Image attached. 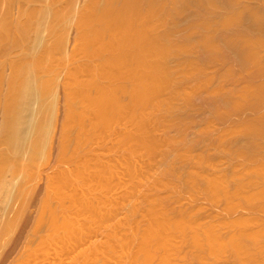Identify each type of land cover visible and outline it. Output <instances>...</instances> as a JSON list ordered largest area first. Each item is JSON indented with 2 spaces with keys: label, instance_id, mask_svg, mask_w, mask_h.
<instances>
[{
  "label": "bare ground",
  "instance_id": "bare-ground-1",
  "mask_svg": "<svg viewBox=\"0 0 264 264\" xmlns=\"http://www.w3.org/2000/svg\"><path fill=\"white\" fill-rule=\"evenodd\" d=\"M73 1V0H71ZM68 0L67 1H63V0H0V57H5L6 59H4L6 65L8 66L9 70V74L7 76V78H4L2 75V71L1 69L3 70V68L6 66L3 65V63L0 64V67L3 65L2 68H0V126H1V129H0V211H2V215H0V231H1V225L5 228V232L3 231L2 234L4 233H8L11 229H6L9 225V223L11 224L9 227L12 226V220H13V223H14V216L16 218V216L18 215H15L16 212H18L17 210H21V200H20V197H21V191L22 190H25V188H23V181H24V178H22V175L24 174L23 170L25 168H27V172L28 170H32L33 169V166L34 163L36 160L38 161V156L36 155H39L42 153L43 155V150H44V144L47 142V137H46V134L48 135V127H50L48 123H50V121L52 120L51 117L53 116L52 115V109L54 108L53 106L55 105V97H54V85H55V82H56V78L58 77L57 72H60L58 71V68L61 69L62 68H65L66 64L70 63V60L73 59V63L76 61L78 64L76 65H73L72 63L69 65V66H72V68L68 69H61L65 72V70H68L66 71L65 73H63V75L67 74V77L64 76V78L66 77V81L64 80V83L65 85L63 84L62 86L63 89L65 90V95H66V100H65V103H66V107H67V111L65 110V112L67 113V118L66 120L64 121V124L63 127L65 128V126H67L68 128H72V126L78 128V131L79 132H76V133H79V139H78V143L79 142H83L84 140L86 141L88 139V142L89 140L91 139V137L95 138L96 140V136H100V135H95V132L98 130L102 131V132H106V131H110L109 129H111L112 125L115 123V122H118V120L120 119H125V124L126 123H129L131 122L133 127L130 126L131 128H135V131L133 129H128V131L125 133V131L127 130L128 128V124H126V130L122 133H124V146L126 145L129 149L128 151L130 152V158L131 156H134L136 154V151H138L139 153L143 152V151H139V149L141 148L142 150H144V152H146L147 154L151 155L154 154L157 150V147L159 145V140H150L148 137L149 135H152V134H147V132L149 130V126L152 125L151 124V121L153 120V117L152 115L150 116V112L149 111H153V110H159L162 106H165L166 109H169L171 108L170 106L173 105V103L176 101L175 98L178 96V97H184V96H187L185 97L186 101H187V98H188V94L186 93V91L184 90H180L178 89V86H181V85H178L179 82H178V75L177 73L175 72V70H172L174 67L170 68V63H169V57L172 53V46L170 44V40L168 38V35L167 33H165L164 31L160 32L161 30V26L166 22V21H170V11H168L169 14H167V8H168V5L169 7L171 5L174 4V2L176 3V0H172L171 1V5L168 4L167 7H165L164 5H162V2L161 3V0H88L89 2H86L87 6H84V9L83 7H80L82 8V10H80V8L78 7L77 10L79 11H82L79 15H78V12H76V7L74 2L76 0L73 1V3ZM87 1V0H86ZM205 1V4H209L210 6L213 5L214 1L215 0H204ZM202 1V2H204ZM226 1V0H224ZM77 2V1H76ZM178 2V1H177ZM184 2V0H183ZM199 2V1H198ZM201 2V3H202ZM70 3V4H69ZM72 3V5H71ZM186 3V1L184 2ZM183 3V5H184ZM69 4V5H68ZM84 3V5H86ZM176 4H180L182 5L181 1L179 3H176ZM197 4V3H196ZM203 4V3H202ZM77 5V3H76ZM175 5V4H174ZM83 6V5H82ZM185 6V5H184ZM183 6V8H184ZM174 7V6H173ZM178 7V6H176ZM182 7V6H181ZM75 8V9H73ZM172 8V7H171ZM186 8V7H185ZM215 8V7H214ZM75 10V14L73 10ZM179 9V8H178ZM176 9V11L178 10ZM73 11V13H72ZM183 11V10H182ZM174 13V12H172ZM178 13V11H177ZM74 15H77V16H74ZM172 15V14H171ZM176 15V14H175ZM180 15V14H179ZM234 15V14H233ZM242 15V14H241ZM240 15V16H241ZM252 25H250L251 29L250 30H256V31H262L264 32V15H258V14H252ZM73 16V17H72ZM177 16V15H176ZM236 15H234L235 17ZM173 17V16H171ZM233 16L229 18H227L226 20H223L224 21V27L225 26H228L231 22H233L234 18ZM75 18V20H74ZM177 18V17H175ZM174 18V19H175ZM238 19V18H237ZM236 19V20H237ZM177 20V19H176ZM173 21V19H172ZM222 21V22H223ZM72 22H74L75 25H73L74 27L76 26V28H74L75 32H76V41H78V45L76 44V50L75 52H72L69 54V56H66V48L63 47L64 46V38L66 37L65 33H64V30L65 28L67 27L68 28V24H73ZM171 22V21H170ZM174 22V21H173ZM168 23V22H167ZM172 23V22H171ZM170 23V25H171ZM69 24V25H70ZM178 24V23H177ZM182 24V23H181ZM206 24V23H205ZM166 25V24H165ZM179 25V24H178ZM193 25V24H192ZM72 26V27H73ZM169 26V25H168ZM176 26V25H175ZM71 28V26H69ZM164 27V25H163ZM188 27V26H187ZM160 28V29H159ZM167 28V27H166ZM173 28V27H171ZM186 28V27H185ZM191 28V27H190ZM195 28V27H194ZM197 28V27H196ZM200 28V27H199ZM205 28V27H204ZM168 29V28H167ZM189 29V28H188ZM208 29V28H207ZM67 30V29H66ZM65 30V31H66ZM69 30V28H68ZM71 30V29H70ZM164 30V29H163ZM173 30V29H172ZM187 30V29H186ZM185 30V31H186ZM198 30V29H197ZM201 30V29H200ZM166 31V30H165ZM174 31V30H173ZM191 31V30H190ZM239 31V30H238ZM167 32V31H166ZM170 32H171V29H170ZM237 31H235L236 33ZM67 33V32H66ZM169 33V32H168ZM189 33V32H188ZM243 33V32H241ZM185 35H187L185 32L183 33ZM189 35V34H188ZM240 35V34H239ZM238 35V36H239ZM65 36V37H64ZM68 36V35H67ZM171 36V34H170ZM184 36V35H182ZM213 36V35H212ZM74 37V38H75ZM180 37V36H179ZM174 38V36H173ZM178 38V37H177ZM186 38V37H185ZM184 38V40H185ZM204 38V36L202 37ZM208 38V35L207 37H205V39ZM172 39V38H170ZM180 39V38H179ZM175 41V42H178V40ZM213 39V38H211ZM67 40V39H66ZM65 40V42H66ZM183 40V41H184ZM208 40V39H207ZM73 41V39H72ZM182 41V40H181ZM198 41V40H197ZM210 41V40H209ZM209 41H205L204 43V49L207 51V52H210L211 50L215 49V46L213 45L212 42H209ZM249 41V40H248ZM203 42V40L201 41ZM173 43V41H172ZM187 43V42H185ZM196 43V42H195ZM66 44V43H65ZM176 44V43H174ZM173 44V46H174ZM198 44V43H197ZM216 44V43H215ZM177 45V44H176ZM224 45L228 48V49H231L233 50L232 51V59H236L237 61L236 62H240L239 63V66H243V67H246V66H258L261 65V61L258 60L260 58H258V50L255 46H264V39H259V38H255V39H252L251 42H246L245 43V46L243 48H240L238 45H235V43H224ZM66 46V45H65ZM180 46V45H179ZM185 46V45H184ZM197 46V45H196ZM202 46V44H201ZM176 47V46H174ZM181 47V46H180ZM194 47V46H193ZM65 48V49H64ZM179 48V47H178ZM183 49H179V51L183 50V51H186L184 49V47H182ZM200 48V47H199ZM264 48V47H262ZM198 49V48H197ZM202 49V48H201ZM202 49V50H204ZM217 49V48H216ZM257 51H256V50ZM64 50H65V53H64ZM176 51V50H175ZM178 51V50H177ZM182 51V53H183ZM193 51V50H192ZM215 51V50H214ZM187 52V51H186ZM190 52V51H189ZM188 52V53H189ZM204 52V51H202ZM69 53V52H68ZM176 53V52H175ZM206 53V52H205ZM215 53V52H214ZM66 54V55H65ZM173 54V53H172ZM192 54V53H191ZM210 54V53H209ZM180 55V54H179ZM215 55V54H213ZM222 55V54H221ZM172 56V55H171ZM178 56V55H177ZM201 56V55H200ZM209 56V55H207ZM68 57L69 60L67 59ZM211 57V56H210ZM80 58V63L79 61H77L76 59ZM83 58V60L81 59ZM172 58V57H171ZM179 58V57H178ZM207 59H209L208 57H206ZM1 59V58H0ZM187 59V58H186ZM204 59V58H203ZM213 57H211L210 60H212ZM66 60H68L66 63ZM172 60V59H171ZM185 60V58H184ZM189 60V58H188ZM82 61V62H81ZM190 61V60H189ZM175 62V61H174ZM182 62V61H181ZM4 63V64H5ZM66 63V64H65ZM184 63V62H183ZM223 63V62H222ZM258 63V64H257ZM192 64V62L190 63ZM66 65V66H64ZM173 65V64H172ZM182 65V64H181ZM184 65V64H183ZM64 66V67H63ZM68 66V67H69ZM174 66V65H173ZM194 65H192L193 67ZM186 67V66H185ZM188 67V68H187ZM186 68H183V70L180 72L181 73V76H189L190 74H194L193 71H196L194 68H189V64L187 65ZM195 67V66H194ZM198 68V67H197ZM59 69V70H60ZM202 69V68H201ZM209 69V68H208ZM181 70V69H180ZM179 71V70H178ZM199 71V69L197 70ZM201 72V71H200ZM213 72V71H212ZM205 73V72H204ZM189 74V75H188ZM197 75V74H196ZM6 76V75H5ZM185 76V77H186ZM193 76V75H191ZM201 76V75H200ZM190 77V76H189ZM199 77V76H198ZM202 77V76H201ZM195 78V77H193ZM187 80V79H185ZM203 80V79H202ZM198 81V80H197ZM207 81V80H206ZM178 82V83H177ZM182 82V81H181ZM57 83V82H56ZM185 83V82H183ZM193 82H191L192 84ZM195 83V82H194ZM204 84V83H203ZM183 85V84H182ZM188 85V84H187ZM260 85V86H259ZM258 85V88H255L253 90L251 89H248L249 91H251V94L255 95L254 93H257L258 97L260 96V99L262 97H264V83H260ZM203 86V85H202ZM183 87V86H182ZM190 87V86H188ZM180 88V87H179ZM199 88V87H198ZM197 88V89H198ZM59 89V88H58ZM201 89V88H200ZM207 89V88H206ZM57 90V89H56ZM60 90V89H59ZM62 90V89H61ZM180 91V92H179ZM248 91V92H249ZM57 92V91H56ZM188 92V91H187ZM61 93V92H60ZM127 95L128 99H127V102L126 103H122L120 102V99L119 96L120 95ZM64 95V94H63ZM190 95V94H189ZM262 96V97H261ZM126 97V96H125ZM197 97V96H196ZM212 97V96H211ZM228 96H225L224 97V104H228ZM179 98V99H180ZM214 98V97H213ZM221 98V97H220ZM123 99H125L123 97ZM177 99V98H176ZM183 99V98H182ZM257 99V98H256ZM175 100V101H174ZM217 100V99H216ZM230 100V99H229ZM123 101V100H121ZM178 101V99H177ZM185 101V100H184ZM192 101V100H191ZM223 101V99H222ZM228 101V102H227ZM256 102L258 100H255ZM182 102V101H181ZM255 102V103H256ZM60 103V102H59ZM232 103V102H231ZM235 103V102H234ZM253 103V104H255ZM262 103V101H261ZM182 104V103H181ZM257 104V103H256ZM260 104V103H259ZM178 105V104H176ZM191 105V104H189ZM230 105L232 108H239L237 105L235 104H228ZM175 106V105H174ZM173 106V107H174ZM229 106V107H230ZM255 106V105H254ZM62 107V106H61ZM64 107V106H63ZM165 107H162L165 109ZM58 108V107H57ZM65 109V108H64ZM181 109V108H180ZM185 109V108H184ZM177 110V109H176ZM161 111V109H160ZM159 111V113H160ZM167 111V110H166ZM164 111V112H166ZM171 111V110H169ZM183 111V110H182ZM239 111V110H238ZM62 112V111H61ZM163 112V110H162ZM161 112V113H162ZM163 112V113H164ZM172 112V111H171ZM184 112V111H183ZM181 112V113H183ZM152 113V112H151ZM160 113V114H161ZM169 113V112H168ZM176 113V112H175ZM178 113V112H177ZM180 113V111H179ZM55 114V113H54ZM155 114H157L155 112ZM167 114V113H166ZM66 115V114H65ZM64 115V116H65ZM63 116V115H62ZM155 116V115H154ZM165 116V115H164ZM175 116H178L175 115ZM50 117V119H49ZM157 117V116H156ZM172 117V116H171ZM183 117V116H182ZM155 118V117H154ZM159 118V117H158ZM161 118V117H160ZM170 118V116H169ZM168 119V118H167ZM171 119V118H170ZM49 120V121H48ZM54 120V119H53ZM157 120V118H156ZM155 120V121H156ZM164 120V119H163ZM61 121V120H60ZM61 121V122H63ZM162 121V120H161ZM168 121H171V120H168ZM52 122V121H51ZM56 122V121H55ZM89 123L90 125V128L86 127L85 126V123ZM160 122V121H159ZM158 122V123H159ZM175 122V121H174ZM257 122H260L259 126L256 127H252V129H249V130H252L250 131L251 132V135L253 136H248V137H241V139H238V144L236 145V147L238 146V149L240 152V156H241V160L242 161L241 163H243L245 165V162L247 160V163L248 161L251 162L250 159H253L254 156H252L253 154L254 155H257V153L255 154V151L254 150V146H253V143L251 144L248 140L249 138L251 137H254L256 136L257 138H264V117H262V120L260 119L259 121ZM256 122V123H257ZM119 123V122H118ZM130 123V125H131ZM157 123V121H156ZM171 123V122H170ZM117 125V123H115ZM180 124V123H179ZM242 124V123H241ZM253 124V123H252ZM115 125V126H116ZM122 125V124H121ZM154 125V124H153ZM247 125V124H246ZM166 126V125H165ZM164 126V127H165ZM168 126V125H167ZM66 127V128H67ZM117 127V126H116ZM124 128V126H122ZM129 127V128H130ZM159 127V126H158ZM172 127V126H171ZM180 127V126H179ZM51 128V127H50ZM60 128V127H59ZM86 128L88 130H86ZM161 128V126H160ZM47 129V130H46ZM90 129V131H89ZM113 129V128H112ZM166 129V128H165ZM247 129V130H248ZM66 130V129H65ZM64 130V133L66 134ZM74 130V129H73ZM117 130V129H115ZM124 130V129H123ZM153 131V129H151ZM160 130V129H159ZM167 130V129H166ZM172 130V129H171ZM183 130V129H182ZM181 130V131H182ZM68 131V130H66ZM71 131V130H70ZM68 131V132H70ZM77 131V130H76ZM112 131V130H111ZM130 131H133L135 133H132ZM243 131V130H242ZM52 132H53V129H52ZM51 132V133H52ZM60 133V131H58ZM63 132V131H61ZM101 132V133H102ZM116 132V131H115ZM148 132V133H149ZM163 131L161 130V133ZM167 132V131H166ZM169 132V130H168ZM171 132V131H170ZM233 132V131H232ZM240 132V131H239ZM244 132V131H243ZM72 133V132H71ZM98 133V132H97ZM122 133H121V136H122ZM245 133V132H244ZM50 134V132H49ZM53 134V133H52ZM68 134V133H67ZM70 134V133H69ZM160 134V133H159ZM168 134V133H167ZM105 135V134H103ZM102 135V136H103ZM109 135V134H108ZM164 135V134H163ZM173 135V134H172ZM227 135V134H226ZM239 135V134H238ZM245 136H247L246 134H244ZM243 135V136H244ZM249 135V134H248ZM61 136V135H60ZM70 136V135H69ZM113 136V135H112ZM118 136V135H116ZM154 136V134H153ZM158 136V135H156ZM50 137V136H49ZM62 137H64L62 135ZM74 138V135L72 136ZM106 137V135H105ZM160 137V136H159ZM178 137V136H177ZM235 137V136H234ZM46 138V139H45ZM77 138V137H76ZM75 138V139H76ZM152 138V137H150ZM163 138V136H162ZM168 138V137H166ZM230 138V137H229ZM44 139L46 142H44ZM66 139V138H65ZM68 139V138H67ZM71 139V138H69ZM98 139V138H97ZM100 139V138H99ZM102 139V137H101ZM113 139V138H112ZM116 139V138H114ZM119 139H121V137H119ZM123 139V138H122ZM121 139V140H122ZM155 139V138H154ZM159 139V138H158ZM161 139V138H160ZM222 139V138H221ZM63 140V139H62ZM73 140V139H72ZM93 140V139H91ZM93 140V141H95ZM109 140V139H108ZM119 140V142L121 141ZM138 140L137 142V148L138 150H136V145H133L134 142ZM163 139H161L160 141H162ZM166 140H169V139H166ZM165 140V141H166ZM176 140V139H175ZM227 140V139H226ZM65 141V140H63ZM77 142V140H75ZM74 141V142H75ZM84 141V142H85ZM97 141V140H96ZM113 141V140H112ZM171 141H173L171 139ZM182 141V140H181ZM215 141V140H214ZM44 142V143H43ZM62 142V141H61ZM72 142V141H71ZM87 142V141H86ZM118 142V143H119ZM123 142V141H122ZM191 142V141H190ZM216 142V141H215ZM233 142V140H232ZM232 142H231V145H232ZM262 142V140H261ZM43 143V145H42ZM63 143V142H62ZM91 143V142H90ZM98 143V142H97ZM101 143V142H100ZM111 143V142H110ZM214 143V142H213ZM68 144V143H67ZM77 144V143H76ZM82 144V143H81ZM88 145V143H85ZM92 144V143H91ZM90 144V145H91ZM113 144V143H112ZM121 143V145H123ZM136 144V143H135ZM164 145V143H161V145ZM174 144V143H173ZM176 144V143H175ZM72 145H74L72 143ZM80 145V144H78ZM116 145V144H115ZM196 145V144H195ZM198 145V144H197ZM200 145V144H199ZM214 145V144H213ZM217 145V144H216ZM261 145V144H260ZM259 145V147H260ZM43 148V150L40 152V148ZM46 146V145H45ZM50 146V145H49ZM65 146V144H64ZM93 146V145H92ZM98 146V145H97ZM108 146V143L107 145L105 146V148H107ZM111 146V145H110ZM175 146V145H173ZM173 146H170L171 149ZM183 146V145H182ZM190 146V145H189ZM193 146V145H192ZM202 146V145H201ZM70 147V146H69ZM76 147V146H74ZM90 147V146H89ZM104 147V146H103ZM118 147V146H117ZM161 147V146H160ZM230 147V146H229ZM236 147H235V150L233 149L232 152L236 151ZM262 148H264V146L261 145ZM41 148V149H42ZM59 147H57V150H58ZM60 148L62 149V147L60 146ZM79 148V147H78ZM96 148V147H95ZM98 148V147H97ZM96 148V149H97ZM100 148V147H99ZM102 148V147H101ZM110 148V147H109ZM115 148V147H114ZM162 148V147H161ZM234 148V147H233ZM64 149V148H63ZM62 149V150H63ZM66 149V148H65ZM73 149V147H72ZM80 149V148H79ZM82 149V147H81ZM86 149V148H85ZM90 150V148H88ZM113 149V147H112ZM111 149V150H112ZM121 149V148H120ZM170 149V148H169ZM180 149V148H179ZM237 149V150H238ZM69 150V148H68ZM67 150V151H68ZM83 150V149H82ZM81 150V151H82ZM100 150V149H99ZM103 150V149H102ZM124 150V149H123ZM186 150V149H185ZM208 150V149H206ZM219 150V149H218ZM221 150V149H220ZM226 150V149H225ZM241 150V151H240ZM73 151V150H72ZM80 151V150H79ZM86 151V150H85ZM91 151V150H90ZM97 151V150H96ZM107 151V150H106ZM164 151V150H163ZM180 151V150H179ZM197 151V150H196ZM231 151V150H230ZM254 151V152H253ZM38 152H40L38 154ZM46 152V151H45ZM59 152H60V149H59ZM59 152L57 153L59 155ZM64 152V151H63ZM61 154V156L63 154H65V152ZM88 152V151H87ZM94 152V151H92ZM109 152V151H108ZM113 152V151H112ZM143 152V153H144ZM159 152V151H158ZM171 152V150H170ZM173 152V153H172ZM172 154H175L174 151L172 150ZM257 152V151H256ZM68 153V152H67ZM66 153V154H67ZM77 153V152H75ZM105 153V152H104ZM120 153V152H119ZM146 153L145 156H146ZM184 153V152H183ZM192 153V152H191ZM228 153V152H227ZM259 153V152H258ZM48 154V153H46ZM56 154V155H57ZM65 154V155H66ZM69 154V153H68ZM99 154V153H98ZM111 154V153H110ZM123 154V153H122ZM129 154L128 155V158H129ZM161 154V153H159ZM163 154V153H162ZM232 154V153H231ZM238 154V153H236ZM234 153L233 156H236V159H237V155ZM239 154H238V158H239ZM57 155V158H59V156ZM65 155L63 156L62 159L65 158ZM72 155V154H71ZM74 155V154H73ZM90 155V154H89ZM96 155V154H95ZM93 155V156H95ZM102 155V154H101ZM125 155V153H124ZM137 155L138 153L135 155L136 158H137ZM141 155V154H140ZM138 155V156H140ZM169 155L171 156V154L169 153ZM252 158H251V156ZM259 155V154H258ZM257 155V156H258ZM79 156V155H78ZM114 158H115V155H113ZM134 156V158H135ZM142 156V155H141ZM164 156V155H163ZM174 156V155H173ZM176 156V154H175ZM178 156V155H177ZM196 156V155H195ZM194 156V158H195ZM250 156V158H249ZM262 156H264V153H262ZM262 156L260 155V159L262 158ZM38 158V159H35ZM42 158V156H41ZM75 156H73V160H74ZM88 158V156H87ZM85 159L84 160H79L81 161L80 164H77L76 166V176L78 178H80L82 181L86 182V178H87V181L88 179L91 177L92 175V179H93V176H94V179H98V182L100 183L101 186H104L105 189H106V186H108L109 183H111V178L113 173H112V170L110 169L108 171V173H104L105 174V178H103L102 176H100V172L101 169L104 167V164H103V167L100 169V172H98L97 170H94L95 169V166H96V169L99 168V166L97 167V163L95 161L92 162V159H91V156H89V160L88 159ZM100 158H102V156H100ZM103 158L106 159V156H103ZM108 158H109V155H108ZM107 158V159H108ZM123 158V156H122ZM135 158V159H136ZM162 158V156H161ZM184 158V156H183ZM186 158V156H185ZM184 158V159H185ZM198 158V156H197ZM211 158V156H210ZM259 158V156H258ZM47 159V158H46ZM77 159V158H76ZM106 159V160H107ZM112 159V158H111ZM110 159V160H111ZM121 159V158H120ZM124 159V158H123ZM149 159V158H148ZM151 160L153 158H150ZM149 159V160H150ZM165 159H166V156H165ZM182 159V156L181 158ZM200 159V158H199ZM207 158H205L206 160ZM232 159V158H231ZM259 159V160H260ZM35 160V161H34ZM43 160V159H42ZM61 160V159H60ZM66 160V161H65ZM65 160H61V162H67L68 160V163H69V160L70 159H65ZM78 160V159H77ZM91 160V161H90ZM94 160V158H93ZM101 160V159H100ZM116 160V159H115ZM118 160V159H117ZM126 160V159H125ZM147 160V158H146ZM151 160L148 162V165H150L151 163ZM169 160V159H168ZM238 160V161H239ZM257 159V162L259 161ZM55 161V160H54ZM58 161V160H57ZM72 161V160H71ZM97 161V160H96ZM109 161V159H108ZM113 161V160H112ZM111 161V162H112ZM119 161V160H118ZM134 161V160H133ZM142 162V160H140ZM144 161V160H143ZM160 161V159H159ZM164 161V160H163ZM198 161V160H197ZM203 161V160H201ZM254 161V160H252ZM64 162V163H65ZM74 162V161H72ZM78 162V161H76ZM123 162V160L121 161V163ZM132 162V161H131ZM146 162V161H145ZM162 162V161H161ZM166 162V161H165ZM174 162V161H173ZM176 162V161H175ZM180 162V161H179ZM193 162V161H192ZM233 162V161H232ZM256 162V156H255V162L254 163H257ZM261 164L257 163L258 166L256 165V167H254V169H251V171L253 172L252 174H254V176H258L260 175L261 177L264 176V159H262L261 161H259ZM48 163V162H47ZM66 163V164H68ZM90 164V167L89 169H93L92 171L88 170L87 168L89 167L88 164ZM96 165H95V164ZM117 163V162H115ZM127 163V162H126ZM150 163V164H149ZM160 163V162H159ZM194 163V162H193ZM246 163V164H247ZM23 164H26V165H31V166H28L26 167V165H23ZM57 164V163H56ZM70 164V163H69ZM93 164V165H92ZM105 164H106V161H105ZM108 164V163H107ZM119 164V163H118ZM123 164H125L123 162ZM129 165V163H127ZM131 164V163H130ZM135 164V163H134ZM154 164V163H153ZM164 164V163H163ZM172 164V163H170ZM177 164V163H175ZM180 164V163H178ZM183 164V163H182ZM189 164V163H188ZM187 164V165H188ZM243 164H241L240 166H242ZM79 165V166H78ZM87 165V166H86ZM102 165V164H100ZM126 165V166H128ZM145 165V164H143ZM147 165V164H146ZM160 165V164H159ZM167 165V164H166ZM185 165V164H184ZM237 165V166H236ZM239 164H235L236 167L239 168L238 166ZM243 165V166H244ZM35 166V165H34ZM38 165H36L37 167ZM42 166V165H41ZM161 166V165H160ZM175 166V165H174ZM191 166V165H190ZM198 166V165H197ZM246 166V165H245ZM39 167V166H38ZM55 167V166H54ZM61 167V165H60ZM73 167V166H72ZM93 167V168H92ZM109 167V166H108ZM117 167V166H116ZM122 167H125V166H121L119 168H121L122 170L124 168ZM140 167V166H139ZM147 167V166H146ZM150 167V166H148ZM166 167V166H165ZM182 167V166H181ZM62 168H64L62 166ZM70 168V167H69ZM105 168V167H104ZM132 168V167H131ZM153 168V167H152ZM232 168V167H231ZM235 168V167H233ZM232 168V169H233ZM244 168H246L245 170H243ZM242 167L241 171H246L248 169V167ZM61 169V168H60ZM71 169V168H70ZM120 169V170H121ZM126 170H128L126 167H125ZM134 169V168H133ZM139 169V168H138ZM145 170V167L142 168ZM141 169V170H142ZM148 169V168H147ZM167 169H170L169 166L167 167ZM166 169V170H167ZM176 169V168H175ZM183 169V168H182ZM190 169V167H189ZM194 170V168H192ZM231 169V172H233ZM237 169V168H236ZM26 170V169H25ZM24 170V171H25ZM29 170V171H30ZM87 170V171H86ZM136 170V169H135ZM165 170V169H164ZM163 170V171H164ZM207 170V169H206ZM235 170V169H233ZM238 170V169H237ZM42 171V170H41ZM53 171V170H52ZM58 171V170H56ZM73 171V173L75 172ZM90 171V172H88ZM131 171V170H130ZM174 171V169H173ZM197 171V170H196ZM240 171V170H239ZM242 171V172H243ZM248 171L247 170V174H248ZM250 171V173H251ZM26 172V174H27ZM32 172H35V170H33ZM31 172V173H32ZM55 172V171H54ZM66 171L62 172L63 174L65 173ZM115 172V171H113ZM133 171H131V173H133ZM146 171H144L145 173ZM159 172V171H158ZM175 172V171H174ZM173 172V173H174ZM181 172V171H180ZM185 172V171H184ZM195 172V171H194ZM194 172H190L188 175H194L192 173ZM242 172H240V174H242ZM41 173V172H40ZM49 173V172H48ZM57 173V172H56ZM71 172H69V175H70ZM89 173V174H88ZM126 173V171L124 172ZM129 173V172H128ZM142 173V171H141ZM143 173V174H144ZM161 173V171H160ZM168 173V172H167ZM171 173V171H170ZM198 173V172H197ZM249 173V174H250ZM256 173V175H255ZM137 174V173H136ZM154 174V173H153ZM153 174L151 177H153ZM178 174V173H177ZM199 174V173H198ZM205 174V173H204ZM212 174V173H211ZM210 174V175H211ZM232 174V173H231ZM235 174V173H234ZM239 174V172L237 173L238 176L241 177V175ZM251 174V175H252ZM65 175H68V172L67 174L65 173ZM88 175L90 176L88 178ZM147 175V173H146ZM197 175V174H196ZM214 175V174H213ZM212 175V176H213ZM220 175V174H219ZM230 175V174H229ZM244 175V173H243ZM242 175V177L246 180H249L248 178H245L244 176ZM24 176V175H23ZM27 176V175H25ZM33 177V174L30 175ZM37 176V175H36ZM133 176H136V175H133ZM142 176V175H141ZM145 176V175H144ZM163 176V175H162ZM181 176V175H180ZM232 176V175H231ZM236 176V175H235ZM236 176V177H238ZM253 176V175H252ZM251 176L252 179H254L253 177ZM256 176V177H257ZM260 176H258V178H260ZM31 177V178H32ZM54 177V176H53ZM60 177V175H59ZM70 177V176H69ZM68 177V178H69ZM72 177V176H71ZM115 177V176H114ZM129 177L131 178L132 177V174L129 175ZM150 177V176H149ZM150 177V178H151ZM175 177V176H174ZM233 177V176H232ZM235 177V178H236ZM239 177V178H240ZM241 177V178H242ZM50 178V177H49ZM62 179H59L61 180L60 181V184H55V187L57 189L58 186H60V188H62V183H63V186L65 185H68L69 183V179L68 178H65V177H61ZM121 178V177H119ZM124 178V177H123ZM128 178V177H127ZM168 178V177H167ZM170 178V177H169ZM173 178V177H172ZM179 178V177H178ZM190 178V177H189ZM220 178H222V176H220ZM220 178H216V177H210L209 179L206 178V181H205V178L204 177H201V179L203 181H205V184L206 185V189L208 191L209 194H211L210 197H213L214 199L217 198V197H222V198H225L226 196V200L228 198V200L230 199V204H225L228 208H225L227 211H232L234 207H236V205H234V201H235V195L240 191L239 189H243L244 188V191H242V193H245L244 195H242V193L239 195L238 193V198L240 199L239 201L241 203H243V200L245 202V204H247V208L248 209H255L256 210V207H257V210L258 212H264V209H261L262 205V200H264V187H259V188H255L256 190L258 189L259 192L256 190L253 189L254 192L251 193L252 191V188H250L249 186H252V184H256L257 187L259 186L257 183H252V179L250 180L251 182L248 183L247 182H244V179H240V180H237L235 181L236 179L235 178H232V179H235L234 181L237 182V186L235 184V190H233V192H237V193H232L231 190H227V187L224 188L227 184L226 183H223V182H226L224 179L225 178H222V180ZM230 178V177H229ZM249 178H250V175H249ZM264 178V177H262ZM29 179V178H28ZM40 179V178H39ZM91 178L89 180H92ZM93 179V180H94ZM116 179V177H115ZM118 179V178H117ZM134 180V178H132ZM131 179V180H132ZM137 179V176L136 178ZM184 179V178H183ZM186 179V178H185ZM200 179V178H199ZM230 179V180H232ZM23 180V181H21ZM51 180V179H49ZM59 180H56L57 182ZM71 180V179H70ZM92 180V181H93ZM160 180H163V179H160ZM228 180V179H227ZM258 180H262V179H258ZM55 181V182H56ZM118 181V180H117ZM136 181V180H135ZM151 181V180H150ZM181 181V180H180ZM183 181V180H182ZM187 181V180H186ZM190 181H191V178H190ZM229 181V180H228ZM227 181V182H228ZM23 182V183H22ZM26 182V181H25ZM32 182V181H31ZM44 182V181H43ZM53 182V183H55ZM56 182V183H57ZM75 182V181H74ZM79 182V181H78ZM84 182H83V185H84ZM90 181L87 182V184L89 183ZM95 182V181H94ZM113 182V180H112ZM131 182V181H130ZM142 182V181H141ZM162 182H165L162 181ZM162 182L160 183L159 181H157V186L158 185H162ZM173 182V181H172ZM189 182V180H188ZM193 181L189 182L188 184L191 185ZM197 182V181H196ZM234 182V183H235ZM255 182V181H254ZM262 182H264V180H262ZM45 183V182H44ZM47 183V182H46ZM51 183V182H50ZM120 183V182H119ZM132 183H137V182H132ZM130 183V184H132ZM143 183V182H142ZM155 183V184H156ZM160 183V184H159ZM167 183V181H166ZM252 183V184H251ZM27 184V183H26ZM29 184V183H28ZM48 184V183H47ZM73 184V183H71ZM82 184V183H81ZM85 184L87 187L88 185ZM93 184V183H91ZM151 184V183H150ZM170 184V183H169ZM167 184V185H169ZM179 184V183H178ZM182 184V183H181ZM180 184V185H181ZM187 184V185H188ZM202 184V183H201ZM225 184V186H224ZM250 184V185H249ZM52 185L54 184H51V187H47V192H48V189H50L51 191V188ZM90 185V184H89ZM118 185V184H117ZM136 184H134L135 186ZM154 184H152L153 186ZM171 185V184H170ZM188 185V186H189ZM261 185V184H260ZM26 186V185H25ZM33 186V185H32ZM94 186V185H93ZM100 186V187H101ZM120 186V185H119ZM126 186V185H125ZM156 186V185H155ZM185 186V185H184ZM183 186V187H184ZM197 186V185H196ZM264 186V185H262ZM30 187V186H29ZM45 187V186H44ZM71 187V185H70ZM70 187H63L66 194L63 193L64 190H63V194L66 195L63 196L61 195L62 197H65V199L68 197V199H73L72 201H70L72 204L75 203L77 205V209L76 211H74L73 213H75V216H82V214H84L85 212H88L90 214V216H92L93 220H102L104 219L107 214L110 215L109 211H110V208H108L107 206L108 205H105L104 208H99L97 205H95L93 199V195L96 194H92L90 192V190H86L88 191L87 195H90L91 197L88 198V196H85V197H80V198H74L72 197L71 195H67V191L70 189ZM111 187V186H110ZM109 187V188H110ZM116 187V185H115ZM145 187V186H143ZM142 187V189H143ZM194 187V186H193ZM229 187V186H228ZM249 187V189L251 190H247ZM253 187V186H252ZM23 188V189H22ZM27 188V187H26ZM59 188V187H58ZM62 188V189H63ZM68 188V189H67ZM71 188H74V185H72ZM90 188V187H89ZM120 188V187H119ZM160 188V187H159ZM179 188V186H178ZM247 188V189H246ZM86 189V188H85ZM102 189V188H101ZM103 189V192L104 190ZM127 189L128 191H125V195L127 196L126 192H130L131 190L128 188H125ZM199 189V188H198ZM197 189V190H198ZM201 189V188H200ZM230 189V187H229ZM28 190V189H27ZM54 190V193H57L59 192V194H54L53 191H51V195L50 193L48 192V196L52 199L54 197H56L57 195L59 196L60 195V192L62 191H55V189H52ZM76 190V189H75ZM79 190V189H78ZM118 190V189H117ZM130 190V191H129ZM136 190V189H135ZM149 190V189H148ZM156 190V189H155ZM164 190V189H163ZM178 190V189H176ZM193 190V188H192ZM70 191V190H69ZM68 191V192H69ZM102 191V190H101ZM100 191V193H101ZM106 191V190H105ZM116 191V190H114ZM120 191V190H119ZM122 191V190H121ZM140 191V190H139ZM150 191V190H149ZM152 191V189H151ZM160 191V190H159ZM171 191V190H170ZM175 191V189H174ZM172 191V192H174ZM179 191V190H178ZM176 191V192H178ZM200 191V190H199ZM228 191L229 192V195H228ZM250 191V193H249ZM74 192V190H73ZM81 192V191H80ZM118 192V191H117ZM116 192V193H117ZM141 192V191H140ZM146 192V191H144ZM153 192V191H152ZM163 192V191H162ZM166 192V191H165ZM171 192V193H172ZM196 192V190L194 191ZM248 192V193H246ZM17 193V195H16ZM21 193V194H20ZM24 193V191H23ZM30 193V192H29ZM46 192L44 191V194ZM75 193V192H74ZM114 193V192H113ZM120 193V192H118ZM131 193V192H130ZM180 193V192H179ZM32 194V192H31ZM47 194V193H46ZM86 194V193H84ZM102 194V193H101ZM107 194V193H106ZM105 196H108L106 195ZM141 194V193H140ZM149 194V192H148ZM147 194V195H148ZM155 194V193H154ZM164 194V193H163ZM193 194V193H192ZM204 194V193H203ZM231 194L233 196H231ZM30 195V194H29ZM56 195V196H55ZM81 195V194H80ZM146 195V194H145ZM172 195V194H171ZM183 195V194H182ZM206 195V194H205ZM220 195V196H219ZM225 195V196H224ZM246 195V196H245ZM17 196V197H16ZM20 196V197H19ZM24 196V194H23ZM54 196V197H52ZM57 196V197H58ZM59 197L57 198L56 200H58L59 202L61 201V199H64L62 197ZM104 196V195H103ZM150 196V195H149ZM168 196V195H166ZM203 196V195H202ZM224 196V197H223ZM237 196V195H236ZM239 196H242V197H239ZM244 196V198H243ZM13 197H15V199H17L19 197V203H20V206H18V203L15 204L16 206L18 207H15V210L16 212L14 211V208L12 207V209H9L11 205V203H13V201L15 202V200H13ZM37 197V196H36ZM47 197V195L45 196ZM48 197V198H49ZM97 197V196H96ZM101 197V196H100ZM111 197V196H110ZM136 197H137V194H136ZM141 197V196H140ZM148 197V196H147ZM157 197V196H156ZM164 197V196H163ZM207 197V196H206ZM231 197H234L231 198ZM49 198V199H50ZM109 197H107V200H108ZM119 198V197H118ZM154 198V197H153ZM237 198V199H238ZM48 199V200H49ZM97 199V198H96ZM95 199V201H96ZM105 200V198H103ZM114 199V198H113ZM117 199V198H116ZM132 199V198H131ZM141 199V198H140ZM155 199H158V198H155ZM159 199H160V196H159ZM200 199V198H199ZM233 201H232V200ZM236 199V200H237ZM243 199V200H242ZM257 201H256V200ZM261 199V201L259 200ZM13 200V201H12ZM47 200V198H46ZM55 200V199H53ZM112 200V199H111ZM110 200V201H111ZM153 200V199H152ZM17 201V200H16ZM23 201V200H22ZM28 201V199H27ZM39 201V200H38ZM100 201V200H99ZM109 201V200H108ZM109 201V203H110ZM113 201V200H112ZM148 201V200H147ZM147 201H145V204L147 203ZM156 201V200H154ZM160 200H157L156 203L158 204ZM168 201V199H167ZM210 201H212L210 199ZM260 203L261 202V206L260 205H257L256 203ZM260 201V202H258ZM37 202V201H36ZM44 202V201H43ZM50 202V201H49ZM62 202V201H61ZM69 202V201H68ZM125 202H126V199H125ZM135 202V201H134ZM175 202V201H174ZM208 202V200H207ZM225 202V201H224ZM233 202V203H231ZM254 202V203H252ZM94 203V204H93ZM123 203V202H122ZM150 203V204H149ZM149 205H147L148 209L146 208V215L143 213V215L145 216V218L147 220H144L146 221L145 225L146 227L144 228V231L142 232V234L139 236L141 237V239H137V246L135 244V242L133 243L135 246H136V249H135V246H134V250H133V253L134 255L131 256L130 260H129V264H148L150 263L154 258H155V255H158L159 253V260L156 264H175L172 260H174L175 262L176 261V257H175V253L176 251H174V248L177 244V240H178V237H177V240L175 239L177 236L176 234L178 233L179 235H181V237L183 236L184 237V232L187 231V233H185V236H187L188 233H192L191 234V237L190 235L188 236V238L190 237V241L188 239V241L190 242V244L192 245L193 248L197 247V248H207L209 251L208 254H212L211 256L213 257H220L222 256L221 254L223 253L222 251H224L226 253V251L228 250L230 254H234V260L237 258L239 260H242L244 259V262L242 263V261L240 262V264H247L245 262H247L246 260H248V262H252L254 264H262V260L260 261V259H264V223H262V225L260 226V223L262 222V220H264V217H261V221L260 220H257L256 222V218L254 219V221L250 222V220H253V218H244V219H238V220H242V221H238L241 222V225L245 224L244 226H241V227H238L237 229V232H236V226L234 228V232L235 234L229 236V237H225V238H221V234L219 235L220 231L219 229L217 228H221V226H219L220 224H215V226H213L214 224L213 223H208V224H204V225H198L196 226L197 224H195L194 222H191L193 221V219H191V216L190 215H187V216H184L185 217V220H182L181 218H183V216L180 218V219H175L176 221H174V219H170L168 217H166V213H162L164 210L160 209L161 208V205L162 203H159L158 205L160 207L157 206V204L155 205L154 202L150 201ZM152 203V204H151ZM176 203V202H175ZM174 203V204H175ZM192 203V202H191ZM25 204V203H24ZM59 204V203H58ZM69 204V203H67ZM105 204H107V202H105ZM111 204V203H110ZM166 204V203H165ZM189 204V203H188ZM197 204V203H196ZM200 204V203H199ZM237 204V203H236ZM253 204V206L251 205ZM255 204V206H254ZM28 205V204H27ZM52 205V204H51ZM63 205V204H61ZM138 205V204H137ZM155 205V206H154ZM183 205V204H182ZM203 205V204H202ZM206 205V204H205ZM251 205V206H250ZM47 205L43 203V208L45 210V208ZM67 206V205H65ZM113 206V205H112ZM157 206V207H156ZM187 206V205H186ZM192 206V205H191ZM208 206V205H207ZM234 206L232 209L231 207ZM243 206V205H241ZM28 207V206H27ZM58 207V206H57ZM56 207V208H57ZM64 207V205H63ZM68 207V206H67ZM124 207V206H122ZM126 207V206H125ZM132 207V206H130ZM135 207V205L133 206V208ZM175 207V206H174ZM239 207V206H238ZM252 207H255V208H252ZM259 207V208H258ZM18 208V209H17ZM38 208V207H37ZM71 208V207H69ZM76 208V207H73L72 208V211L73 209ZM113 208V207H112ZM137 208V207H136ZM158 208L161 210H158ZM29 209V208H28ZM48 209V208H47ZM64 209V212L67 211L66 208H63ZM135 209V208H134ZM140 209V208H138ZM211 209V208H210ZM220 209V208H219ZM224 209V210H225ZM240 209V208H239ZM260 209V211H259ZM42 210V209H41ZM40 210V211H41ZM43 210V211H44ZM56 210V209H54ZM61 210V209H59ZM70 210V209H68ZM75 210V209H74ZM111 210H116L115 209H111ZM128 210V209H127ZM136 210V209H135ZM132 209V213L135 211ZM176 210V209H175ZM197 210V209H196ZM207 210V209H206ZM225 210V211H226ZM256 210V211H257ZM23 211V210H22ZM21 211V212H22ZM57 211V210H56ZM120 211V210H119ZM121 211H123L121 209ZM137 211V210H136ZM212 211V210H211ZM226 211V212H227ZM20 212V213H21ZM45 212V211H44ZM50 212H52L50 214ZM48 212V217L52 216L51 218H49L48 220V223L51 227L48 226V229L49 228H54L53 230H55V227H58L59 229L62 228L63 224L62 223V226H60V224L57 226L54 224V221L52 220V218H55L53 215V211H50ZM116 212V211H115ZM113 211V213H115ZM128 212V211H127ZM130 212V211H129ZM142 212V211H141ZM165 212V211H164ZM244 212V211H243ZM254 212V211H253ZM42 213V212H41ZM63 213V212H62ZM112 211H111V214H113ZM189 213V212H188ZM205 213V212H204ZM232 213V212H231ZM236 213V212H235ZM234 213V214H235ZM18 214V213H16ZM53 214V215H52ZM65 214V213H64ZM71 213H68V217L72 216L70 215ZM116 214V213H115ZM126 214V213H125ZM173 214V213H172ZM221 214V213H220ZM108 215V216H109ZM134 215V213H133ZM164 215V216H163ZM259 215V214H258ZM23 216V215H22ZM67 216V215H66ZM74 214H73V217H75ZM108 216H107V220L109 222V219H108ZM117 216V215H116ZM120 216V215H119ZM124 216V215H123ZM137 216V214H136ZM198 216V215H197ZM245 216V215H244ZM72 217V218H73ZM113 217V215L110 217V219ZM115 217V216H114ZM129 217V215H128ZM131 217V216H130ZM139 217V216H138ZM163 217H166L168 219L165 220V218ZM175 217V216H174ZM187 217V219H186ZM228 217V216H227ZM18 218V217H17ZM76 218V217H75ZM75 218L73 219V223H77V220H75ZM88 218V217H87ZM118 218V217H117ZM121 218V216H120ZM127 218V217H126ZM135 216L133 217V219L130 218V223H134L133 220H134ZM140 218V217H139ZM200 218V217H199ZM220 218V217H219ZM229 218V217H228ZM239 218H243V217H239ZM66 219V218H65ZM68 219V218H67ZM71 218H69L68 221H71L70 220ZM91 219V217H90ZM170 219V220H169ZM211 219V218H210ZM214 219V218H213ZM218 219V218H217ZM226 219V218H225ZM230 219V218H229ZM19 220V219H18ZM85 220V219H84ZM105 219V221H107ZM119 220V219H118ZM122 220V219H121ZM132 220V221H131ZM143 220V219H142ZM169 220V222H168ZM191 220V221H190ZM219 220V219H218ZM46 221V220H45ZM91 221V220H90ZM136 221V220H134ZM140 221H141V218H140ZM143 221V222H144ZM172 221V222H171ZM237 221L236 219L234 220V222L231 223V225H233L232 227H234V225L237 224ZM20 222V221H19ZM42 222V221H41ZM52 224H51V223ZM85 222V221H84ZM88 222V221H87ZM114 222V221H113ZM121 222V221H119ZM119 222H118V225L117 223H114L117 228L120 227L119 225ZM128 221H126L125 223H128ZM195 224L196 227L199 228L200 230V226H204L206 228H202V230H200V232L198 231V228L196 230V227L191 226V224ZM214 222V221H213ZM226 222V221H225ZM230 222V221H229ZM236 222V223H235ZM243 222V223H242ZM248 222H250L251 224L252 223H256L254 225L251 226V224L249 225V227L251 226L252 228H249L248 227ZM259 222V223H258ZM36 223V222H35ZM56 223V222H55ZM66 223V222H65ZM72 223V221H71ZM75 223V224H76ZM94 223H97V222H94ZM93 223V224H94ZM99 223V222H98ZM122 223V222H121ZM124 223V222H123ZM137 223H138V220H137ZM203 223V222H202ZM220 223V222H219ZM227 223V222H226ZM70 224V223H69ZM73 224V227L74 225ZM88 224V223H87ZM91 224V222H90ZM132 224V225H134ZM223 224V223H222ZM240 224V223H239ZM238 224V225H239ZM34 225H39V224H34ZM55 225V226H54ZM66 225V224H65ZM64 225V226H65ZM112 225V224H111ZM127 225V224H126ZM126 227V228H132V225L131 227ZM140 225V224H139ZM144 225V224H143ZM210 225H212L210 227ZM225 225V223H224ZM237 225V226H238ZM247 225V226H246ZM42 226V225H41ZM54 226V227H53ZM116 226H112L113 229H115L114 227ZM119 226V227H118ZM124 226H121V230H124ZM138 227V225H136ZM135 226V228H136ZM189 226V227H187ZM240 226V225H239ZM257 226V227H256ZM260 230H259V227ZM17 226H15L16 228ZM44 227V226H43ZM84 227V226H83ZM111 227V228H112ZM142 227V226H141ZM215 227V228H213ZM231 227V228H232ZM243 227V228H242ZM256 227V228H255ZM56 228V229H58ZM71 230L73 229L71 226H70ZM79 228V227H78ZM82 228V227H81ZM88 228V226H87ZM94 228V226H93ZM98 228V227H97ZM107 228V227H106ZM116 228V229H117ZM124 228V229H123ZM190 231H188L187 230ZM190 228H192L193 230H191ZM195 228V229H194ZM213 228V229H211ZM224 228V227H223ZM230 228V229H231ZM239 228H241L240 230L241 231H238ZM254 228V229H253ZM258 228V230H257ZM33 229V228H32ZM45 229V228H44ZM52 229H49L50 231ZM69 229V228H68ZM68 229L64 228L61 229L63 230L64 233H67L66 231H69ZM111 229V230H113ZM138 229V228H137ZM186 231H185V230ZM233 229V228H232ZM242 229H245L243 232ZM248 229V230H247ZM251 231H250V230ZM258 232H254L256 230ZM3 230V229H2ZM7 230H9L7 232ZM92 230V229H91ZM110 230V229H108ZM110 230V232H111ZM120 229L118 230V232L120 233L121 231ZM127 230V229H125ZM122 231L124 234L125 233H128L127 235H124L123 233L121 234V236L119 235L118 232H116V230H113L112 232L113 233H110L109 235V238L112 236L111 234H113V238H114V242L115 244L117 243L118 241V247L117 249H123L124 247L126 248L128 246V244L132 243L130 241V236L129 235V231ZM134 230V228H133ZM136 230V229H135ZM217 230L219 233H216ZM247 230V232H246ZM12 231V230H11ZM15 231V230H14ZM46 231V230H45ZM59 231V230H58ZM81 231V230H79ZM87 231V230H86ZM250 231V233H248ZM35 232V231H34ZM53 231H51L52 233ZM78 232V231H77ZM180 232V233H179ZM182 232V234H181ZM203 232V234H202ZM50 233V234H51ZM55 233V232H53ZM60 233V232H59ZM62 233V231H61ZM70 232H68L69 234ZM81 233V232H80ZM105 233H106V230H105ZM116 233V234H115ZM118 233V236L122 237L123 239H118L115 238L117 237ZM198 233V234H197ZM199 233L202 234V237ZM228 233V232H227ZM233 233V230L232 232ZM229 233V234H231ZM13 234V233H12ZM57 234V233H56ZM76 234V233H75ZM78 234V233H77ZM103 234V233H102ZM140 234V233H139ZM175 234V235H174ZM228 234V235H229ZM6 234H4L5 236ZM33 235V234H32ZM41 235V234H40ZM124 235V237L122 236ZM199 235H200V238H199ZM3 236V237H4ZM81 236V235H80ZM87 236V235H86ZM85 236V237H86ZM89 236V235H88ZM132 236V235H131ZM174 236V237H173ZM198 236V237H197ZM227 236V235H225ZM2 237V236H1ZM10 237V236H8ZM35 237V236H34ZM50 237V236H49ZM55 237V236H54ZM62 237V236H61ZM75 237V236H74ZM129 237V238H128ZM133 237V236H132ZM182 237V238H183ZM224 237V235L222 236ZM53 238V236H52ZM67 238V237H66ZM72 238V235L71 237ZM113 238H112V241L113 242ZM174 238V240H172ZM227 238V240H226ZM241 238H243L241 240ZM244 238H246V243L244 241ZM2 239V238H1ZM59 239V238H58ZM63 239V238H62ZM69 239V238H68ZM74 239V238H73ZM103 239V238H102ZM101 239V240H102ZM128 239L130 240L128 242ZM202 239H205V240H202ZM224 239V240H223ZM52 240V239H51ZM57 240V239H56ZM79 240V239H78ZM116 240V241H115ZM139 240V241H138ZM184 240V239H183ZM200 240V241H199ZM242 242H241V241ZM1 241V240H0ZM49 241V240H48ZM53 241V240H52ZM70 241V239L68 240ZM82 241V240H80ZM85 241V240H84ZM110 241V240H108ZM174 241V242H173ZM176 241V242H175ZM181 240H179V243H180ZM202 241V242H201ZM205 241H206V244H205ZM73 242V241H72ZM113 242V244H114ZM128 242V244L126 243ZM171 242H173V246L172 244H170ZM186 242V241H185ZM201 242L202 244L204 245H201ZM204 242V243H203ZM243 243L241 244V246L239 245V243ZM1 243V242H0ZM29 243V242H28ZM48 243V242H47ZM80 243V242H79ZM78 243V244H79ZM84 243V242H83ZM87 243V242H86ZM99 243V242H98ZM102 243V242H101ZM109 243V242H108ZM174 243H175V246H174ZM4 244V243H3ZM39 244V243H38ZM44 244V243H43ZM55 244V243H54ZM105 244V243H104ZM127 244V245H125ZM251 245V247H253L254 250H256V253L252 254L251 252H249V250L246 248V245ZM53 245V244H52ZM81 245V244H80ZM86 245V244H85ZM244 245V246H243ZM55 246V245H54ZM77 246V245H76ZM88 246V245H87ZM111 246V245H110ZM114 246V245H113ZM172 246V252H170V247ZM185 246V245H184ZM207 246V247H206ZM104 247V246H103ZM108 247V246H106ZM131 247V246H130ZM35 248V247H34ZM47 248V247H46ZM59 248V247H58ZM65 248V247H64ZM72 248V247H71ZM99 248V246H98ZM97 248V249H98ZM111 248V247H110ZM116 248V247H115ZM112 249V250H115ZM129 248V247H128ZM190 248V247H189ZM69 249V248H68ZM77 248H75V251H76ZM86 249V248H85ZM119 249V251H120ZM176 249V248H175ZM196 249V248H195ZM33 250V249H32ZM48 250V249H47ZM99 250V249H98ZM130 250V249H129ZM128 250V251H129ZM226 250V251H225ZM38 251V250H37ZM52 251V250H51ZM59 251V250H58ZM68 251V250H67ZM73 251V249H72ZM82 251V250H81ZM182 251V250H181ZM196 251L198 252L199 250L196 249ZM227 251V252H228ZM66 252V251H65ZM70 252V251H69ZM98 252V251H97ZM111 252V251H109ZM116 251H114L115 253ZM124 253V251H122ZM157 252V254H156ZM200 252V251H199ZM205 252V251H204ZM232 252V253H231ZM61 253V252H59ZM81 253V252H80ZM126 253V252H125ZM124 253V254H125ZM132 253V252H131ZM172 253V254H171ZM174 253V255H173ZM178 253V252H177ZM181 253V252H180ZM220 253V254H219ZM43 254V253H41ZM53 254V253H52ZM62 254V253H61ZM74 254V253H73ZM83 253L80 254V256L82 255ZM103 254V252H102ZM110 254V253H109ZM108 254V255H109ZM113 254V253H112ZM215 254H217L215 256ZM46 255V253H45ZM50 255V254H49ZM60 255V254H59ZM86 254H83V259L86 257L84 256ZM99 255V254H98ZM111 255V254H110ZM115 256V254H113ZM118 255V254H117ZM172 255L175 257V259H172ZM184 255V254H183ZM191 255V254H190ZM219 255V256H218ZM225 255V254H224ZM56 256V255H55ZM96 256V255H95ZM113 256V257H114ZM124 256V255H123ZM127 256V255H126ZM186 256V255H185ZM198 256L197 260H198V263L200 261V263L202 264V261H203V264L205 263L204 260L200 259L202 256L201 254L200 255H195V259L196 257ZM200 256V257H199ZM232 257V255H230ZM25 257V256H24ZM38 257V256H37ZM40 257V255H39ZM98 257V256H96ZM105 257V256H103ZM110 257V256H109ZM122 257V256H121ZM154 257V258H153ZM183 257V256H182ZM190 257V256H189ZM188 257V258H189ZM194 257V255L192 256ZM260 259L257 261V258ZM32 258V256H31ZM44 258V257H43ZM79 259H77V263L78 264H81L83 261H85L86 259H84L83 261L81 260L82 257H78ZM81 258V259H80ZM87 258V257H86ZM111 258V257H110ZM115 258V257H114ZM152 258V259H151ZM233 258V257H232ZM42 259V258H41ZM46 259V258H45ZM67 259V258H66ZM98 259V258H97ZM117 259V258H115ZM185 259H187L185 257ZM215 259V258H214ZM25 260H26V257H25ZM29 260V259H28ZM36 260V259H35ZM34 260V262H35ZM51 260V259H50ZM106 260V258H104V261ZM114 260V259H113ZM121 260H123L121 258ZM202 260V261H201ZM15 261V260H14ZM13 261V262H14ZM39 261V260H38ZM37 261V262H38ZM62 261V260H61ZM98 261V260H97ZM120 261V260H119ZM190 261V260H189ZM33 262V261H32ZM81 262V263H80ZM110 262V261H108ZM112 262V261H111ZM122 262V261H120ZM148 262V263H147ZM258 262V263H257ZM18 263V262H17ZM27 263V262H26ZM29 263V262H28ZM53 263V262H52ZM105 264L107 263V261L104 262ZM192 263H193V260H192ZM199 263V264H200ZM209 263V262H208ZM31 264V263H30ZM37 264V263H36ZM40 264V263H39ZM43 264V262H42ZM51 264V263H50ZM60 264V263H59ZM70 264V263H68ZM75 264V263H74ZM103 264V263H102ZM127 264V263H126ZM178 264V263H176ZM206 264V263H205ZM217 264V263H216ZM231 264V263H230ZM250 264V263H248Z\"/></svg>",
  "mask_w": 264,
  "mask_h": 264
},
{
  "label": "rangeland",
  "instance_id": "rangeland-1",
  "mask_svg": "<svg viewBox=\"0 0 264 264\" xmlns=\"http://www.w3.org/2000/svg\"><path fill=\"white\" fill-rule=\"evenodd\" d=\"M64 2L67 1V0H63ZM71 1V0H68V2ZM74 1V0H73ZM73 1H71L73 3ZM77 1V2H76ZM73 4L75 5L76 7V10L78 9V7L80 8V10H82L81 7H83L84 9V6H87L86 2H89L88 0H76ZM172 0H161V3L162 5H164L165 7H167L168 4L171 3ZM178 1V2H177ZM181 1L182 5L180 4H176V3H179ZM186 1V3H184ZM199 1V2H198ZM204 0H176V3L174 2L173 5H171L169 7L168 5V8L166 9L167 10V14L170 13V21H166L163 25L160 27L161 30L160 32L164 31L165 33H167L168 35V38H172L170 40V44L171 46L173 47L172 48V53L169 57V63H170V68L174 67L172 70H175V72L177 73L178 75V82L179 84L178 85H181V86H178V89L180 90H184L186 91V93L188 94V98H187V101L185 99V97L187 96H184V97H176L178 99L175 98V102L173 103L172 106H170L171 108L169 109H166L165 106H162V107H165L164 108H160L159 110H153V111H149L150 113V116L152 115L153 117V120L151 121V124L149 127V130L150 132L147 134H152V135H149V139L150 140H159V145L157 147V150L154 154L149 155L147 154L146 152H144V150H142L141 148L139 149V151H143L144 153H146V156L143 152L139 153L138 151H136V154L138 153V156L137 155V158H136V154L134 156H131L130 158V152L128 151L129 149H127L128 147L125 145L124 146V132L126 130V124H128V128L127 130L125 131V133L128 131V129H133L135 131V128H131L130 126L133 127L132 123L129 122V123H126L127 121H125V119H120L118 120V122H115L117 123V125L114 123L111 127V129H109L110 131H96L95 132V135H100V136H96V140L95 138L91 137V139L95 140H89L88 142V139L84 142H79L78 143V139H79V133H76V132H79L78 131V128L72 126V128H68L67 126H65V128L63 127L62 124H64V121L66 120V116H67V113L65 112V110L67 109L66 107V103H65V100H66V95H65V90L63 89L64 86H62L63 84L65 85L64 83V80L66 81V77H67V74L63 75V73H65L66 71L68 70H65V72L61 69H70L72 68L73 65H77L78 63L75 61L74 63L72 62L73 59L70 60V63H68L67 61L69 60L70 57H68L66 60V65H70L71 63L73 64L72 66H66L65 68H58V71L60 72H57L56 73L58 74L57 78H56V82H55V85H54V99H55V105L53 106L54 108L52 109V117H51V121L49 126L51 127H48V135L46 134V137H47V142L45 141L44 139V142H46L44 144V150L41 146L40 148V152L43 150V155L42 153L39 155H36L38 156V161L34 160L36 164L32 165L33 166V169L32 170H28L27 172V168L23 167L24 170V176L22 175V178H24V181L23 183V188H25V190H22L21 191V197H20V200H21V210H19L18 206H20V203H19V197L17 199H15V197H13V200H15V202L13 201V205L10 206L9 209H12V207L14 208V211L16 212L15 210V207H18L15 215H18L14 216V223H13V220H12V226L9 227L11 224L9 223L8 227L6 229H9L7 230L8 233H4L6 234L4 236L3 231L5 230V226L3 227L1 225V231H0V264H78L77 263V259H79L78 257H82V261L84 259H86L85 261H83L81 264H105L104 262L107 261L106 264H129V260L131 258L132 255H134V252L133 253V250H134V242L136 241L137 242V239H141V237H139L142 232L144 231V228L146 227V221L144 220H147L145 218V216L143 215V213L145 212L146 208L148 209L147 205H149L150 201L154 202V204L156 203L157 200H160L159 203H162L160 204L161 205V208L162 210H164L163 212H161V214L163 213H166V217L170 218V219H174V221H176L177 219H180L182 216L183 218H181L182 220H185V217L184 216H187V215H190L191 216V219H193V221L191 222H194L195 224H197L196 226L198 225H206L208 223H213L215 226H217V224H220L219 226H221V228H217L219 229L220 233L216 231V233H219V235L221 234L222 236L224 235V237L221 236V238H225V237H229L233 234H235L237 232V229L238 227H241V226H244L243 224L241 225V222L238 223V221H242V220H238V219H246V218H253V220H250V222L254 221V219L256 220H260L261 221V217H264V212H258L257 210V207H256V210L255 209H248L247 207V204H245L244 200H243V203H241L238 198V193L239 195L244 191V188L243 189H236L238 190L237 192H233L232 189L235 190V187L237 186V180H240L242 179V175L244 173V176L245 178H248L249 180H245L244 178V182H251L250 180L252 179L251 176L254 178L252 179V183H257L259 186L257 187L256 184H252V186H249L250 188H252V192L253 189L256 190L255 188H259L261 187H264L262 185H264V182H262V180H264V176H260V178H258V176H254V174H252L253 172L251 171V169H254V167H256V165L258 166L257 163L261 164L259 161H261L262 159H264V156H262V153H264V148L261 147L264 146V138H257L256 136L254 137H251L249 138V142L253 143V146H254V150L255 151V154L257 153V155H252L254 156L253 159H250V161H248L247 163V160L245 162V165L248 167L247 170L248 171V174L246 173V171H243L245 170L246 167L243 163H241L242 161H240L241 159V156H240V152L239 149H238V146L236 147V145L238 144V139H241L240 136L243 138V137H248V136H253L251 135V132L252 130H249V129H252V127H258L260 122H257L259 121L260 119L262 120V117H264V97L260 99V96L258 97L257 93H254L255 95L251 94V91H249L248 89H251L253 90L255 85L256 87L255 88H258V85L261 83H264V46H255L257 48V54H258V60L261 61V65H259L258 63V66H246V67H243L242 65L239 66V63L236 62L237 60L234 58L232 59V51L231 49H228L224 43H235V45H238L240 48H243L245 46V43L246 42H251L252 39H264V32L262 31H256V30H250L251 27L250 25H252V14H258V15H264V0H215L213 5L210 6L208 3L205 4V1L202 2ZM203 4H202V3ZM71 3V5H72ZM77 3V5H76ZM84 3L86 5H84ZM184 3V5H183ZM197 3V4H196ZM70 4V3H69ZM68 4V5H69ZM81 5V7H80ZM83 5V6H82ZM174 6V7H173ZM178 6V7H176ZM182 6V7H181ZM184 6V8H183ZM172 7V8H171ZM186 7V8H185ZM215 7V8H214ZM179 8V9H178ZM75 9V8H73ZM72 9V10H73ZM176 9H178V13L176 11ZM168 13V11H170ZM183 10V11H182ZM74 13H75V10H73ZM72 11V13H73ZM79 10H77L76 12H78ZM80 13L82 11H79ZM78 12V15L80 14ZM174 12V13H172ZM77 14V13H75ZM172 14V15H171ZM177 16H176V15ZM180 14V15H179ZM236 15L234 17V15ZM242 14V15H241ZM241 15V16H240ZM74 16H77V15H74ZM173 16V17H171ZM234 17L236 18L237 16V20L234 19L233 22H231L228 26H225L224 27V21L223 20H226L227 18L230 19V17ZM73 17V16H72ZM177 17V18H175ZM175 18V19H174ZM173 19V21H172ZM177 19V20H176ZM75 20V18H74ZM223 21V22H222ZM168 22V23H167ZM73 24H68V28L66 27L65 30H64V33L66 35V37L64 38V46L66 48V56H69L70 53L72 52H75V48H76V44L78 43V41H76V32L74 30V28H76V26L74 27L73 25L74 22H72ZM171 23V25H170ZM179 25H178V24ZM182 23V24H181ZM206 23V24H205ZM166 24V25H165ZM193 24V25H192ZM169 25V26H168ZM176 25V26H175ZM71 26V28L69 27ZM73 26V27H72ZM188 26V27H187ZM168 29H167V28ZM173 27V28H171ZM186 27V28H185ZM191 27V28H190ZM195 27V28H194ZM197 27V28H196ZM200 27V28H199ZM205 27V28H204ZM159 28V29H160ZM189 28V29H188ZM208 28V29H207ZM71 29V30H70ZM164 29V30H163ZM170 29H171V32H170ZM174 31H173V30ZM187 29V30H186ZM198 29V30H197ZM201 29V30H200ZM167 32H166V31ZM186 30V31H185ZM191 30V31H190ZM239 30V31H238ZM235 31H237L235 33ZM67 32V33H66ZM169 32V33H168ZM186 33L187 35L183 34V33ZM189 32V33H188ZM243 32V33H241ZM171 34V36H170ZM189 34V35H188ZM240 34V35H239ZM68 35V36H67ZM184 35V36H182ZM208 35V40L205 39V37H207ZM213 35V36H212ZM239 35V36H238ZM174 36V38H173ZM180 36V37H179ZM204 36V38H202ZM75 37V38H74ZM178 37V38H177ZM186 37V38H185ZM180 38V39H179ZM185 38V40H184ZM213 38V39H211ZM67 39V40H66ZM73 39V41H72ZM178 42H175L177 41ZM66 40V42H65ZM182 40V41H181ZM184 40V41H183ZM198 40V41H197ZM203 40V42H201ZM210 40V41H209ZM249 40V41H248ZM173 41V43H172ZM205 41H209V42H212L213 45L215 46V49L211 50L210 52H207L205 49H204V43ZM187 42V43H185ZM196 42V43H195ZM66 43V44H65ZM176 43V44H174ZM198 43V44H197ZM216 43V44H215ZM176 46L174 47L173 46ZM202 44V46H201ZM66 45V46H65ZM78 45V44H77ZM181 47H180V46ZM185 45V46H184ZM197 45V46H196ZM194 46V47H193ZM179 47V48H178ZM182 47H184V49L187 51H179V49H183ZM200 47V48H199ZM64 48V49H65ZM198 48V49H197ZM204 50H202V49ZM217 48V49H216ZM75 49V50H74ZM73 50V51H72ZM176 50V51H175ZM178 50V51H177ZM193 50V51H192ZM215 50V51H214ZM72 51V52H70ZM183 51V53H182ZM190 51V52H189ZM204 51V52H202ZM69 52V53H68ZM176 52V53H175ZM189 52V53H188ZM206 52V53H205ZM215 52V53H214ZM64 53H65V50H64ZM192 53V54H191ZM210 53V54H209ZM180 54V55H179ZM215 54V55H213ZM222 54V55H221ZM73 55V53H72ZM178 55V56H177ZM201 55V56H200ZM209 55V56H207ZM213 57L212 60L211 57ZM172 57V58H171ZM179 57V58H178ZM206 57H208L209 59H207ZM0 64L1 63H5L4 59H6L5 57H0ZM185 58V60H184ZM187 58V59H186ZM189 58V60H188ZM204 58V59H203ZM80 58L76 59L77 61H79L80 63ZM83 60V58H81ZM172 59V60H171ZM3 61V62H2ZM84 61V60H83ZM175 61V62H174ZM182 61V62H181ZM82 62V61H81ZM184 62V63H183ZM192 62V64H190ZM223 62V63H222ZM3 65L5 66L6 63ZM174 66H173V65ZM182 64V65H181ZM184 64V65H183ZM189 64V68L192 67V65H194L192 68H194L196 71H193L194 74H188L189 76H181V71L183 70V68H186L187 65ZM3 65L0 67L2 68ZM63 66V67H64ZM186 66V67H185ZM191 66V67H190ZM74 67V66H73ZM183 67V68H182ZM198 67V68H197ZM188 68V67H187ZM202 68V69H201ZM209 68V69H208ZM60 69V70H59ZM181 69V70H180ZM199 69V71H197ZM9 68L8 66L6 65L3 70L1 69V73L2 75H4L3 77L4 78H7L8 74L10 71H8ZM179 70V71H178ZM201 71V72H200ZM213 71V72H212ZM205 72V73H204ZM8 73V74H7ZM197 74V75H196ZM6 75V76H5ZM193 75V76H191ZM202 77H201V76ZM64 76H66L64 78ZM186 76V77H185ZM199 76V77H198ZM195 77V78H193ZM187 79V80H185ZM203 79V80H202ZM198 80V81H197ZM207 80V81H206ZM182 81V82H181ZM177 82V83H178ZM185 82V83H183ZM191 82H193L191 84ZM195 82V83H194ZM204 83V84H203ZM183 84V85H182ZM188 84V85H187ZM203 85V86H202ZM183 86V87H182ZM190 86V87H188ZM260 86V85H259ZM180 87V88H179ZM199 87V88H198ZM60 90H59V89ZM65 88V87H64ZM198 88V89H197ZM201 88V89H200ZM207 88V89H206ZM57 89V90H56ZM62 89V90H61ZM57 91V92H56ZM188 91V92H187ZM249 91V92H248ZM61 92V93H60ZM180 92V91H179ZM64 94V95H63ZM190 94V95H189ZM126 96V97H125ZM197 96V97H196ZM212 96V97H211ZM225 96H228V104H235L237 105L239 108H232L230 105H226L224 104V97ZM123 97L125 99H123ZM214 97V98H213ZM221 97V98H220ZM120 99V102H122L123 104L127 102V95H120L119 96ZM180 98V99H179ZM183 98V99H182ZM257 98V99H256ZM217 99V100H216ZM223 99V101H222ZM230 99V100H229ZM123 100V101H121ZM126 102H125V101ZM185 100V101H184ZM192 100V101H191ZM255 100H258L257 102ZM182 101V102H181ZM262 101V103H261ZM60 102V103H59ZM232 102V103H231ZM235 102V103H234ZM257 104H256V103ZM182 103V104H181ZM255 103V104H253ZM260 103V104H259ZM178 104V105H176ZM191 104V105H189ZM175 105V106H174ZM255 105V106H254ZM62 106V107H61ZM64 106V107H63ZM174 106V107H173ZM230 106V107H229ZM58 107V108H57ZM65 108V109H64ZM181 108V109H180ZM185 108V109H184ZM177 109V110H176ZM163 112L166 111V112ZM171 110V111H169ZM184 112H183V111ZM239 110V111H238ZM62 111V112H61ZM67 111V110H66ZM160 111V113H159ZM180 111V113H179ZM152 112V113H151ZM155 112L157 114H155ZM169 112V113H168ZM176 112V113H175ZM178 112V113H177ZM183 112V113H181ZM55 113V114H54ZM167 113V114H166ZM66 114V115H65ZM178 116H175L177 115ZM63 115V116H62ZM65 115V116H64ZM155 115V116H154ZM165 115V116H164ZM157 116V117H156ZM170 116V118H169ZM172 116V117H171ZM183 116V117H182ZM155 117V118H154ZM159 117V118H158ZM161 117V118H160ZM65 120H64V119ZM157 118V120H156ZM168 118V119H167ZM50 119V117H49ZM54 119V120H53ZM164 119V120H163ZM1 120V118H0ZM63 122H61V121ZM157 123H156V121ZM162 120V121H161ZM168 120H171V121H168ZM49 121V120H48ZM56 121V122H55ZM160 121V122H159ZM175 121V122H174ZM159 122V123H158ZM171 122V123H170ZM257 122V123H256ZM131 123V125H130ZM180 123V124H179ZM242 123V124H241ZM253 123V124H252ZM259 123V124H258ZM122 124V125H121ZM154 124V125H153ZM247 124V125H246ZM65 125V124H64ZM87 125V126H86ZM117 127H116V126ZM166 125V126H165ZM168 125V126H167ZM255 125V126H254ZM258 125V126H257ZM85 126L90 128V125L89 123H85ZM124 126V128L122 127ZM159 126V127H158ZM161 126V128H160ZM165 126V127H164ZM172 126V127H171ZM180 126V127H179ZM60 127V128H59ZM67 127V128H66ZM130 127V128H129ZM167 130H166V129ZM249 128V129H248ZM0 129H1V126H0ZM52 129H53V132H52ZM70 131H66V130ZM74 129V130H73ZM117 129V130H115ZM124 129V130H123ZM153 129V131L151 130ZM160 129V130H159ZM172 129V130H171ZM183 129V130H182ZM248 129V130H247ZM47 130V129H46ZM64 130L66 132V134L64 133ZM77 130V131H76ZM86 130H88L86 128ZM112 130V131H111ZM161 130L163 131L161 133ZM169 130V132H168ZM182 130V131H181ZM245 132H243V131ZM60 131V133L58 132ZM63 131V132H61ZM90 131V129H89ZM116 131V132H115ZM167 131V132H166ZM171 131V132H170ZM233 131V132H232ZM240 131V132H239ZM50 132V134H49ZM53 134H52V133ZM72 132V133H71ZM98 132V133H97ZM102 132V133H101ZM129 132V131H128ZM132 133H135L133 131H130ZM68 133V134H67ZM70 133V134H69ZM121 133H122V136H121ZM160 133V134H159ZM168 133V134H167ZM105 134V135H103ZM109 134V135H108ZM154 134V136H153ZM164 134V135H163ZM173 134V135H172ZM227 134V135H226ZM239 134V135H238ZM244 134H246L247 136H245ZM249 134V135H248ZM61 135V136H60ZM62 135L64 137H62ZM70 135V136H69ZM74 135V138L72 137ZM103 135V136H102ZM113 135V136H112ZM118 135V136H116ZM158 135V136H156ZM244 135V136H243ZM50 136V137H49ZM160 136V137H159ZM163 136V138H162ZM178 136V137H177ZM235 136V137H234ZM77 137V138H76ZM102 137V139H101ZM119 137H121V139H119ZM152 137V138H150ZM168 137V138H166ZM230 137V138H229ZM66 138V139H65ZM68 138V139H67ZM71 138V139H69ZM76 138V139H75ZM98 138V139H97ZM100 138V139H99ZM113 138V139H112ZM116 138V139H114ZM155 138V139H154ZM159 138V139H158ZM163 139L162 141H160L161 139ZM222 138V139H221ZM65 141H63V140ZM73 139V140H72ZM109 139V140H108ZM166 139H169V140H166ZM171 139L173 141H171ZM176 139V140H175ZM227 139V140H226ZM77 140V142L75 141ZM113 140V141H112ZM119 140H121L119 142ZM166 140V141H165ZM182 140V141H181ZM216 142H215V141ZM233 140V142H232ZM262 140V142H261ZM63 143H62V142ZM72 141V142H71ZM75 141V142H74ZM123 141V142H122ZM191 141V142H190ZM43 142V143H44ZM92 144H91V143ZM98 142V143H97ZM101 142V143H100ZM111 142V143H110ZM119 142V143H118ZM137 142L138 140H136L134 142L133 145H136V150H138L137 148ZM214 142V143H213ZM231 142H232V145H231ZM237 144H236V143ZM42 143V145H43ZM68 143V144H67ZM72 143L74 145H72ZM77 143V144H76ZM82 143V144H81ZM85 143H88L85 144ZM108 143V146L107 148H105V146L107 145ZM113 143V144H112ZM121 143L123 145H121ZM136 143V144H135ZM161 143H164V145ZM174 143V144H173ZM176 143V144H175ZM251 143V144H252ZM65 144V146H64ZM80 144V145H78ZM91 144V145H90ZM116 144V145H115ZM196 144V145H195ZM198 144V145H197ZM200 144V145H199ZM214 144V145H213ZM217 144V145H216ZM261 144V145H260ZM46 145V146H45ZM50 145V146H49ZM93 145V146H92ZM98 145V146H97ZM111 145V146H110ZM175 145V146H173ZM183 145V146H182ZM190 145V146H189ZM193 145V146H192ZM202 145V146H201ZM260 145V147H259ZM60 146L62 147V149L60 148ZM70 146V147H69ZM76 146V147H74ZM90 146V147H89ZM104 146V147H103ZM118 146V147H117ZM162 148H161V147ZM170 146H173L172 149ZM230 146V147H229ZM57 147L58 150H57ZM73 147V149H72ZM80 149H79V148ZM82 147V149H81ZM97 149H96V148ZM100 147V148H99ZM102 147V148H101ZM110 147V148H109ZM113 147V149H112ZM115 147V148H114ZM234 147V148H233ZM235 147H236V151L232 152L233 149L235 150ZM66 148V149H65ZM69 148V150H68ZM86 148V149H85ZM90 148V150L88 149ZM121 148V149H120ZM170 148V149H169ZM180 148V149H179ZM59 149H60V152L62 154V152L64 151L65 154H63L61 156L60 152H59ZM100 149V150H99ZM103 149V150H102ZM112 149V150H111ZM124 149V150H123ZM186 149V150H185ZM208 149V150H206ZM219 149V150H218ZM221 149V150H220ZM226 149V150H225ZM238 149V150H237ZM68 150V151H67ZM73 150V151H72ZM80 150V151H79ZM82 150V151H81ZM86 150V151H85ZM97 150V151H96ZM107 150V151H106ZM164 150V151H163ZM172 150L174 151V153L176 154H172L171 152ZM180 150V151H179ZM197 150V151H196ZM231 150V151H230ZM46 151V152H45ZM88 151V152H87ZM94 151V152H92ZM109 151V152H108ZM113 151V152H112ZM159 151V152H158ZM241 151V150H240ZM38 152V154L40 153ZM59 152V155L57 154ZM63 152V153H64ZM77 152V153H75ZM105 152V153H104ZM120 152V153H119ZM184 152V153H183ZM192 152V153H191ZM228 152V153H227ZM254 152V151H253ZM259 152V153H258ZM48 153V154H46ZM99 153V154H98ZM111 153V154H110ZM123 153V154H122ZM125 153V155H124ZM161 153V154H159ZM163 153V154H162ZM169 153L171 154V156L169 155ZM232 153V154H231ZM234 153H238L239 154V158H238V154L237 155V159H236V156H233ZM59 156V158H57V155ZM72 154V155H71ZM74 154V155H73ZM90 154V155H89ZM96 154V155H95ZM102 154V155H101ZM129 154V158H128V155ZM65 155V158H63V156ZM79 155V156H78ZM95 155V156H93ZM108 155H109V158H108ZM115 155V158L114 156ZM164 155V156H163ZM174 155V156H173ZM178 155V156H177ZM196 155V156H195ZM260 155L262 156V158L260 159ZM42 156V158H41ZM73 156H75L74 160L72 159ZM88 156H91V159H92V162L95 161L97 163V167L99 166V168L96 169V166H95V169L94 170H99L98 172H100V169L103 167V164H104V167L101 169L102 172H100V176H102L103 178H105V174L108 173V171L111 169L112 170V177L111 178V183L108 184V186H106V189L104 186H101L100 183L98 182V179H94V176H93V179H92V175L95 174L93 173L91 175V177L88 175V178L90 177L92 180H89L90 181L88 184H87V178H86V182L82 181L80 178H78L76 176V166L77 164H80L81 161L79 160H84V158L86 159ZM100 156H102V158H100ZM103 156H106V160L105 158H103ZM123 156V158H122ZM162 156V158H161ZM165 156H166V159H165ZM182 156V159H180ZM186 158L184 159L183 158ZM195 156V158H194ZM198 156V158H197ZM211 156V158H210ZM251 156V155H250ZM249 156V158H250ZM251 156V158H252ZM255 156H256V162H257V159L259 160L257 163H254L255 162ZM47 158V159H46ZM78 160H77V159ZM87 158V159H88ZM94 158V160H93ZM112 158V159H111ZM121 158V159H120ZM151 160L150 158H153L151 160V164L148 165V162ZM150 160H149V159ZM200 158V159H199ZM205 158H207L205 160ZM232 158V159H231ZM43 159V160H42ZM65 160V159H70L69 160V163H68V160L67 162H61V160ZM90 159V158H89ZM88 159V160H89ZM101 159V160H100ZM111 159V160H110ZM116 159V160H115ZM119 161H118V160ZM126 159V160H125ZM160 159V161H159ZM169 159V160H168ZM240 159V160H239ZM55 160V161H54ZM58 160V161H57ZM74 162H72V161ZM97 160V161H96ZM113 160V161H112ZM123 160V162L125 164H123V162L121 163V161ZM134 160V161H133ZM142 160V162L140 161ZM144 160V161H143ZM164 160V161H163ZM198 160V161H197ZM203 160V161H201ZM239 160V161H238ZM254 160V161H252ZM78 161V162H76ZM91 161V160H90ZM105 161H106V164H105ZM112 161V162H111ZM132 161V162H131ZM146 161V162H145ZM162 161V162H161ZM166 161V162H165ZM174 161V162H173ZM176 161V162H175ZM180 161V162H179ZM194 163H193V162ZM233 161V162H232ZM48 162V163H47ZM117 162V163H115ZM129 163V165L127 163ZM160 162V163H159ZM57 163V164H56ZM68 163V164H66ZM108 163V164H107ZM119 163V164H118ZM131 163V164H130ZM135 163V164H134ZM154 163V164H153ZM164 163V164H163ZM172 163V164H170ZM177 163V164H175ZM180 163V164H178ZM183 163V164H182ZM189 163V164H188ZM247 163V164H246ZM88 164V163H87ZM95 164V163H94ZM102 164V165H100ZM145 164V165H143ZM147 164V165H146ZM161 166H160V165ZM167 164V165H166ZM185 164V165H184ZM188 164V165H187ZM235 164H239V168L235 166ZM241 164H243L242 166H240ZM256 164V165H255ZM23 165H26V164H23ZM36 165H38L36 167ZM42 165V166H41ZM61 165V167H60ZM93 165V164H92ZM96 165V164H95ZM125 166L128 170L125 169V167H122L124 168L123 170L119 167L121 166ZM128 165V166H126ZM175 165V166H174ZM191 165V166H190ZM198 165V166H197ZM28 166H31V165H26V167ZM55 166V167H54ZM62 166L64 168H62ZM73 166V167H72ZM79 166V165H78ZM87 166V165H86ZM88 170L92 171L93 169H89L91 168L90 167V164H88ZM109 166V167H108ZM117 166V167H116ZM140 166V167H139ZM147 166V167H146ZM150 166V167H148ZM166 166V167H165ZM169 166L170 169H167V167ZM182 166V167H181ZM71 169H70V168ZM132 167V168H131ZM145 167V170L142 169ZM153 167V168H152ZM190 167V169H189ZM235 169V170H233ZM242 167L244 168L242 171ZM29 168V167H28ZM61 168V169H60ZM76 168V169H75ZM93 168V167H92ZM134 168V169H133ZM139 168V169H138ZM148 168V169H147ZM176 168V169H175ZM183 168V169H182ZM194 168V170L192 169ZM238 170H237V169ZM121 169V170H120ZM136 169V170H135ZM142 169V170H141ZM165 169V170H164ZM167 169V170H166ZM174 169V171H173ZM207 169V170H206ZM231 169L233 172H231ZM256 169V168H255ZM254 169V170H255ZM33 170H35V172H32ZM42 170V171H41ZM53 170V171H52ZM58 170V171H56ZM134 170L133 173H131V171ZM164 170V171H163ZM197 170V171H196ZM240 170V171H239ZM55 171V172H54ZM66 171L65 173L67 174L68 172V175H65V173L63 174L62 172ZM73 171H75L73 173ZM87 171V170H86ZM88 171V172H90ZM115 171V172H113ZM126 171V173H124ZM142 171V173H141ZM144 171H146L144 173ZM159 171V172H158ZM161 171V173H160ZM171 171V173H170ZM181 171V172H180ZM185 171V172H184ZM195 171V172H194ZM251 171V173H250ZM27 172V174H26ZM32 172V173H31ZM41 172V173H40ZM49 172V173H48ZM57 172V173H56ZM69 172L70 175H69ZM129 172V173H128ZM168 172V173H167ZM174 172V173H173ZM190 172H194L192 174L194 175H188ZM199 174H198V173ZM239 172H242L241 177L237 175V173ZM105 173V174H104ZM137 173V174H136ZM144 173V174H143ZM147 173V175H146ZM154 173V174H153ZM178 173V174H177ZM205 173V174H204ZM212 173V174H211ZM232 173V174H231ZM235 173V174H234ZM250 173V174H249ZM33 174V177L30 176ZM89 174V173H88ZM132 174V177L130 178L129 175ZM153 174V177H151ZM197 174V175H196ZM211 174V175H210ZM214 174V175H213ZM220 174V175H219ZM230 174V175H229ZM252 174V175H251ZM27 175V176H25ZM37 175V176H36ZM60 175V177H59ZM133 175H136L137 176V179L136 176H133ZM142 175V176H141ZM145 175V176H144ZM163 175V176H162ZM181 175V176H180ZM213 175V176H212ZM233 177H232V176ZM238 177H236V176ZM249 175H250V178H249ZM54 176V177H53ZM70 176V177H69ZM72 176V177H71ZM116 179H115V177ZM151 178H150V177ZM175 176V177H174ZM220 176H222V178H225L224 180L226 182H223V183H228L226 186L224 184V188L227 187V190H231L232 193H237L235 195V201L233 203L234 205H236V207L232 206L231 209L233 208L232 211H227L228 208L225 204H230V199L227 200L225 198H222V197H217V198H213V197H210L211 194L208 193L207 189H206V185L205 184V181H206V178H212V177H216V178H220ZM32 177V178H31ZM50 177V178H49ZM61 177H65V178H68L69 179V183L68 185H66L67 187H72V185H74V188H71L70 187V191L68 192L67 191V195H71L72 197H75L74 198H82V197H85V196H88L91 197L90 195H87L88 191L86 190H90V192L92 194L96 193L93 195V198H97L96 201L95 199H93L95 205H97L99 208H104L105 205H108L107 207L110 208V215L107 214L108 216V219H109V222L107 220V216L102 219V220H93L92 216H90V214L88 212H85L84 214H82V216H75V213H73L74 211H76V209L78 208L77 205L75 203H71L70 201H72L71 199H68V197L65 199L66 197V192L64 190V188L66 187L65 185L63 186V183H62V188H60V186L57 187V189L55 188V184H60V181L59 179H62ZM121 177V178H119ZM124 177V178H123ZM128 177V178H127ZM168 177V178H167ZM170 177V178H169ZM173 177V178H172ZM179 177V178H178ZM191 178V181L192 184L189 185L191 182L190 181V178ZM201 177H204L205 178V181H203L201 179ZM230 177V178H229ZM237 179H236V178ZM240 177V178H239ZM29 178V179H28ZM40 178V179H39ZM118 178V179H117ZM134 178V180L132 179ZM184 178V179H183ZM186 178V179H185ZM200 178V179H199ZM222 178H220L222 180ZM232 178H235V179H232ZM51 179V180H49ZM71 179V180H70ZM132 179V180H131ZM160 179H163V180H160ZM229 181H228V180ZM232 179V180H230ZM242 179V180H243ZM258 179H262V180H258ZM56 180H59L58 182ZM113 180V182H112ZM118 180V181H117ZM136 180V181H135ZM151 180V181H150ZM165 182H162L164 181ZM181 180V181H180ZM183 180V181H182ZM187 180V181H186ZM189 180V182H188ZM235 180V181H234ZM26 181V182H25ZM32 181V182H31ZM45 183H44V182ZM57 183H56V182ZM75 181V182H74ZM79 181V182H78ZM95 181V182H94ZM131 181V182H130ZM137 182V183H132V182ZM143 183H142V182ZM157 181H159L160 183L162 182V185H158L157 186ZM167 181V183H166ZM173 181V182H172ZM197 181V182H196ZM228 181V182H227ZM255 181V182H254ZM48 184H47V183ZM51 182V183H50ZM55 182V183H53ZM83 182H84V185H83ZM120 182V183H119ZM235 182V183H234ZM247 182V183H248ZM27 183V184H26ZM29 183V184H28ZM73 183V184H71ZM82 183V184H81ZM93 183V184H91ZM132 183V184H130ZM151 183V184H150ZM156 183V184H155ZM159 183V184H160ZM171 185H170V184ZM179 183V184H178ZM182 183V184H181ZM189 183V184H188ZM202 183V184H201ZM237 183V184H236ZM51 184H54L52 185L55 186L53 188H51V191H53L54 193V190L52 189H55V191H61L60 192V195L57 197H54V198H50L48 196V192L50 193V189H48V192H47V187H51ZM58 184V185H59ZM87 184L88 186L85 187ZM90 184V185H89ZM118 184V185H117ZM134 184H136L134 186ZM152 184H154L152 186ZM169 184V185H167ZM181 184V185H180ZM189 186H188V185ZM236 184V186H235ZM261 184V185H260ZM26 185V186H25ZM33 185V186H32ZM94 185V186H93ZM116 185V187H115ZM120 185V186H119ZM126 185V186H125ZM156 185V186H155ZM185 185V186H184ZM197 185V186H196ZM250 185V184H249ZM30 186V187H29ZM45 186V187H44ZM101 186V187H100ZM111 186V187H110ZM145 186V187H143ZM179 186V188H178ZM184 186V187H183ZM194 186V187H193ZM230 189H229V187ZM27 187V188H26ZM90 187V188H89ZM110 187V188H109ZM120 187V188H119ZM131 190H129L130 192H126L127 196L125 195V191H128L127 189L125 188H128ZM143 187V189H142ZM160 187V188H159ZM238 187V186H237ZM236 187V188H237ZM248 189L247 190H251V189ZM22 188V189H23ZM86 188V189H85ZM88 188V189H87ZM102 188V189H101ZM193 188V190H192ZM199 188V189H198ZM201 188V189H200ZM28 189V190H27ZM61 189V190H59ZM68 189V188H67ZM76 189V190H75ZM79 189V190H78ZM103 189L104 192H103ZM118 189V190H117ZM136 189V190H135ZM150 191H149V190ZM152 189V191H151ZM156 189V190H155ZM164 189V190H163ZM175 189V191H174ZM178 189V190H176ZM198 189V190H197ZM260 189V188H259ZM260 189V190H261ZM64 190V192H63ZM74 190V192H73ZM102 190V191H101ZM116 190V191H114ZM120 190V191H119ZM122 190V191H121ZM141 192H140V191ZM160 190V191H159ZM171 190V191H170ZM196 190V192H194ZM200 190V191H199ZM24 191V193H23ZM44 191L47 193L44 194ZM81 191V192H80ZM101 191V193H100ZM120 193H118V192ZM146 191V192H144ZM163 191V192H162ZM166 191V192H165ZM174 191V192H172ZM178 191V192H176ZM259 192V190L257 189L256 192ZM30 192V193H29ZM32 192V194H31ZM65 194H63V193ZM94 192V193H93ZM114 192V193H113ZM117 192V193H116ZM149 192V194H148ZM172 192V193H171ZM180 192V193H179ZM229 192L228 191V195H229ZM230 192V193H231ZM52 193V192H51ZM50 193V195H51ZM59 194V192H57ZM57 193H54V194H57ZM86 193V194H84ZM107 193V194H106ZM141 193V194H140ZM155 193V194H154ZM164 193V194H163ZM193 193V194H192ZM204 193V194H203ZM248 193V192H246ZM250 193V191H249ZM24 194V196H23ZM30 194V195H29ZM81 194V195H80ZM108 195V196H105ZM136 194H137V197H136ZM146 194V195H145ZM148 194V195H147ZM172 194V195H171ZM183 194V195H182ZM206 194V195H205ZM245 193H242V195H244ZM17 195V193H16ZM47 195V197H45ZM61 195L65 196V197H62ZM104 195V196H103ZM150 195V196H149ZM168 195V196H166ZM203 195V196H202ZM37 196V197H36ZM62 197L64 199H61L60 200L62 201H58L56 200L57 198L59 197ZM97 196V197H96ZM101 196V197H100ZM111 196V197H110ZM141 196V197H140ZM148 196V197H147ZM157 196V197H156ZM159 196H160V199H159ZM164 196V197H163ZM207 196V197H206ZM220 196V195H219ZM223 196V197H224ZM231 196H233L231 194ZM246 196V195H245ZM17 197V196H16ZM50 199H49V198ZM107 197L108 200H107ZM119 197V198H118ZM154 197V198H153ZM239 197H242V196H239ZM47 198V200H46ZM105 198V200L103 199ZM114 198V199H113ZM117 198V199H116ZM132 198V199H131ZM141 198V199H140ZM155 198H158V199H155ZM200 198V199H199ZM234 199V197H231ZM244 198V196H243ZM28 199V201H27ZM49 199V200H48ZM55 199V200H53ZM125 199H126V202H125ZM153 199V200H152ZM168 199V201H167ZM210 199L212 201H210ZM237 199V200H236ZM17 200V201H16ZM19 200V201H18ZM39 200V201H38ZM100 200V201H99ZM148 200V201H147ZM156 200V201H154ZM208 200V202H207ZM232 200V199H231ZM256 200V199H255ZM258 200V199H257ZM256 200V201H257ZM261 201V199H259ZM37 201V202H36ZM44 201V202H43ZM50 201V202H49ZM69 201V202H68ZM135 201V202H134ZM145 201H147V203L149 204H145ZM176 203H175V202ZM225 201V202H224ZM233 201V200H232ZM258 201V202H260ZM264 201V200H262ZM18 203V206H16L15 204ZM105 202H107V204H105ZM123 202V203H122ZM192 202V203H191ZM255 202V201H254ZM252 202V203H254ZM15 203V204H14ZM25 203V204H24ZM43 203L46 204L47 208H44L42 207L43 206ZM59 203V204H58ZM69 203V204H67ZM93 203V204H94ZM158 203V204H159ZM166 203V204H165ZM175 203V204H174ZM189 203V204H188ZM197 203V204H196ZM200 203V204H199ZM237 203V204H236ZM256 203V202H255ZM28 204V205H27ZM52 204V205H51ZM63 204V205H61ZM138 204V205H137ZM152 204V203H151ZM157 204V203H156ZM155 204V205H156ZM157 204L158 207H160L159 205ZM183 204V205H182ZM203 204V205H202ZM206 204V205H205ZM257 205H262L264 204V202H261L258 204L256 203ZM67 205V206H65ZM113 205V206H112ZM135 205V210L133 208V206ZM154 205V206H155ZM187 205V206H186ZM192 205V206H191ZM208 205V206H207ZM243 205V206H241ZM253 206V204H251ZM250 205V206H251ZM28 206V207H27ZM58 206V207H57ZM124 206V207H122ZM126 206V207H125ZM132 206V207H130ZM156 206V207H157ZM175 206V207H174ZM239 206V207H238ZM247 206V207H246ZM255 206V204H254ZM264 206V205H262ZM261 206V207H262ZM38 207V208H37ZM57 207V208H56ZM71 207V208H69ZM73 207H76L73 209L72 211V208ZM113 207V208H112ZM137 207V208H136ZM29 208V209H28ZM63 208H66L67 211L64 212V209ZM116 210H111V209H115ZM140 208V209H138ZM211 208V209H210ZM220 208V209H219ZM227 208V210L225 209ZM240 208V209H239ZM252 208H255V207H252ZM259 208V207H258ZM42 209V210H41ZM56 209V210H54ZM61 209V210H59ZM70 209V210H68ZM121 209L123 211H121ZM128 209V210H127ZM132 209L135 210L133 213H132ZM158 208V210H160ZM176 209V210H175ZM197 209V210H196ZM207 209V210H206ZM227 211H225V210ZM261 209H264V207H262ZM23 210V211H22ZM41 210V211H40ZM45 212H44V211ZM120 210V211H119ZM212 210V211H211ZM22 211V212H21ZM50 211H53L55 213H53L52 215L55 217V218H52V220L54 221V224L55 225H59L60 223V226H62V223L63 226L61 229L65 228L68 229L69 231H66L67 233H64L63 230L59 229L58 227H55V230H53L52 228H49V229H52L51 231L55 232V233H51V231L48 229V226L51 227L48 223V220L49 218H51L50 216L48 217V215H50L52 212ZM111 211L113 213V211L116 213H113L111 214ZM128 211V212H127ZM130 211V212H129ZM142 211V212H141ZM148 211V210H146ZM161 211V210H160ZM244 211V212H243ZM254 211V212H253ZM260 211V209H259ZM21 212V213H20ZM42 212V213H41ZM48 212H50V214H48ZM63 212V213H62ZM189 212V213H188ZM205 212V213H204ZM232 212V213H231ZM236 212V213H235ZM65 213V214H64ZM68 213H71L70 217H68ZM126 213V214H125ZM147 212H145L144 214L146 215ZM173 213V214H172ZM221 213V214H220ZM235 213V214H234ZM73 214L74 216L76 217H73ZM137 214V216H136ZM259 214V215H258ZM0 215H2V211H0ZM23 215V216H22ZM67 215V216H66ZM113 215V217L110 219V217ZM117 215V216H116ZM121 218H120V216ZM124 215V216H123ZM129 215V217H128ZM165 215V214H164ZM163 215V216H164ZM198 215V216H197ZM245 215V216H244ZM115 216V217H114ZM131 216V217H130ZM135 216L134 223H130V218L133 219V217ZM141 218V221H140V218ZM175 216V217H174ZM230 218H228V217ZM18 217V218H17ZM73 217V218H72ZM88 217V218H87ZM91 217V219H90ZM118 217V218H117ZM127 217V218H126ZM166 217H163L166 219ZM188 217V216H187ZM186 217V219H187ZM200 217V218H199ZM220 217V218H219ZM239 217H243V218H239ZM66 218V219H65ZM68 218V219H67ZM69 218H71L70 220L72 221H68ZM75 218V220H77V223L75 221V223H73V219ZM189 218V217H188ZM211 218V219H210ZM214 218V219H213ZM219 220H218V219ZM226 218V219H225ZM238 218V219H237ZM19 219V220H18ZM85 219V220H84ZM105 219L107 221H105ZM119 219V220H118ZM122 219V220H121ZM143 219V220H142ZM169 219V220H170ZM176 219V220H175ZM190 219V218H189ZM236 219L237 221V224L234 225V227H232L233 225H231L232 222H234V220ZM1 220V218H0ZM46 220V221H45ZM91 220V221H90ZM137 220H138V223H137ZM168 220V222H169ZM20 221V222H19ZM42 221V222H41ZM50 221V220H49ZM85 221V222H84ZM88 221V222H87ZM114 221V222H113ZM121 221V222H119ZM126 221L129 222L130 225H128V223H125ZM132 221V220H131ZM144 221V222H143ZM167 221V220H166ZM178 221V220H177ZM214 221V222H213ZM227 223H226V222ZM230 221V222H229ZM36 222V223H35ZM56 222V223H55ZM66 222V223H65ZM91 222V224H90ZM94 222H97V223H94ZM99 222V223H98ZM118 222H119V225L120 227L121 226H127L128 227H131L132 224V228H126L124 226V230L127 232L129 231V235L130 236V241L128 239V242H132L131 244L128 242H126L128 244V246L123 249H117L118 247V241L117 243L115 244L114 242V232H112L113 230H116V232H118V230L121 228H117V226L114 224V223H117L118 225ZM124 222V223H123ZM172 222V221H171ZM190 222V224H191ZM203 222V223H202ZM220 222V223H219ZM250 222H248V227L249 225L251 224ZM255 222V223H256ZM51 223V222H50ZM70 223V224H69ZM88 223V224H87ZM94 223V224H93ZM223 223V224H222ZM225 223V225H224ZM236 223V222H235ZM243 223V222H242ZM255 223H252V225H254ZM259 223V222H258ZM262 223H264V220H262V222L260 223V226L262 225ZM34 224H39V225H34ZM52 224V223H51ZM66 224V225H65ZM73 224L74 227H73ZM112 224V225H111ZM127 224V225H126ZM140 224V225H139ZM144 224V225H143ZM195 224H191L192 228L193 226H195ZM240 226H239V225ZM42 225V226H41ZM54 225V226H55ZM65 225V226H64ZM138 225V227L136 226ZM238 225V226H237ZM257 225V223H256ZM15 226H17L15 228ZM44 226V227H43ZM53 226V227H54ZM70 226L73 228L71 230ZM84 226V227H83ZM88 226V228H87ZM94 226V228H93ZM112 226H116L114 227L115 229H113ZM136 226V228H135ZM142 226V227H141ZM195 226V227H196ZM212 225H210L211 227ZM236 226V232L234 231V228ZM247 226V225H246ZM249 227V228H252V227ZM79 227V228H78ZM82 227V228H81ZM98 227V228H97ZM107 227V228H106ZM112 227V228H111ZM189 227V226H187ZM199 227V226H198ZM196 227V230L197 228ZM204 226H200V230H202ZM207 227V226H206ZM204 227V228H206ZM218 227V226H217ZM224 227V228H223ZM233 229H232V228ZM257 227V226H256ZM255 227V228H256ZM259 227V226H258ZM33 228V229H32ZM45 228V229H44ZM58 228V229H56ZM117 228V229H116ZM134 228V230H133ZM138 228V229H137ZM192 228H190L191 230H193ZM203 228V230H204ZM215 228V227H213ZM211 228V229H213ZM231 228V229H230ZM243 228V227H242ZM261 227H259V230H260ZM3 229V230H2ZM92 229V230H91ZM108 229H113L111 230H108ZM136 229V230H135ZM195 229V228H194ZM241 228H239L238 231H241L240 230ZM254 229V228H253ZM12 230V231H11ZM15 230V231H14ZM46 230V231H45ZM59 230V231H58ZM81 230V231H79ZM87 230V231H86ZM105 230H106V233H105ZM124 230H121L119 235L121 236V234L123 233L122 231ZM185 230V229H184ZM188 230V228H187ZM199 228H198V231L200 232ZM233 230V233H231ZM245 229H242L243 232ZM248 230V229H247ZM246 230V232H247ZM250 230V229H249ZM252 230V229H251ZM250 230V231H251ZM256 230V229H255ZM258 230V228H257ZM254 231V232H258V231ZM35 231V232H34ZM62 231V233H61ZM78 231V232H77ZM186 231V230H185ZM189 231V230H188ZM250 231L248 233H250ZM5 232V231H4ZM60 232V233H59ZM68 232H70L68 234ZM81 232V233H80ZM190 232V231H189ZM228 232V233H227ZM235 232V233H234ZM13 233V234H12ZM51 233V234H50ZM57 233V234H56ZM76 233V234H75ZM78 233V234H77ZM103 233V234H102ZM110 233H113L111 234L112 236L109 238V235ZM118 233H117V240L118 239H123L122 237L118 236ZM140 233V234H139ZM180 233V232H179ZM185 233L184 232V237L182 238L181 235H179L178 233L176 234L177 236H175L176 240H177V237H178V240H177V245L175 246V243H174V252L175 253V257H176V261L175 262L174 260H172L175 264L178 263V264H199L198 263V256L196 257L195 259V255H200L201 254V258L202 260L205 261L206 264H240V262L242 260H239V259H235L234 260V254H230L229 251L227 252L226 250V253L224 251H222L223 253L221 254L222 256L220 257H213L211 256L210 254H208L209 251H207L208 247L205 248H197L195 247L196 249H198L199 251L197 252L195 248L192 247V245L190 244V237H191V232L188 233L190 235V237L188 238V234L187 236H185ZM231 233V234H229ZM33 234V235H32ZM41 234V235H40ZM116 234V233H115ZM124 234V233H123ZM128 233H125L124 235H127ZM182 234V232H181ZM198 234V233H197ZM201 236L203 234L199 233ZM229 234V235H228ZM72 235V238H70ZM81 235V236H80ZM87 235V236H86ZM89 235V236H88ZM124 235H122L124 237ZM133 237H132V236ZM175 235V234H174ZM183 235V234H182ZM200 235H199V238H200ZM227 235V236H225ZM2 236V237H1ZM4 236V237H3ZM10 236V237H8ZM35 236V237H34ZM50 236V237H49ZM53 236V238H52ZM55 236V237H54ZM62 236V237H61ZM75 236V237H74ZM86 236V237H85ZM67 237V238H66ZM174 237V236H173ZM198 237V236H197ZM204 237V236H202ZM232 237V236H231ZM2 238V239H1ZM59 238V239H58ZM63 238V239H62ZM70 241H68L69 239ZM74 238V239H73ZM103 238V239H102ZM112 238H113V242L112 241ZM129 238V237H128ZM230 238V237H229ZM53 241H52V240ZM57 239V240H56ZM79 239V240H78ZM102 239V240H101ZM184 239V240H183ZM189 239V241H188ZM201 239V238H200ZM243 238H241L242 240ZM49 240V241H48ZM82 240V241H80ZM85 240V241H84ZM110 240V241H108ZM174 240V238L172 239ZM179 240L180 243H179ZM202 240H205V239H202ZM224 240V239H223ZM227 240V238H226ZM240 240V241H241ZM246 238H244V241L246 243ZM73 241V242H72ZM116 241V240H115ZM139 241V240H138ZM186 241V242H185ZM200 241V240H199ZM249 241V240H247ZM29 242V243H28ZM48 242V243H47ZM80 242V243H79ZM84 242V243H83ZM87 242V243H86ZM99 242V243H98ZM102 242V243H101ZM109 242V243H108ZM135 242V244H136ZM174 242V241H173ZM173 242H171L170 244H172ZM176 242V241H175ZM202 242V241H201ZM199 242V243H201ZM242 242V241H241ZM250 242V241H249ZM4 243V244H3ZM39 243V244H38ZM44 243V244H43ZM55 243V244H54ZM79 243V244H78ZM105 243V244H104ZM204 243V242H203ZM239 243V242H238ZM53 244V245H52ZM81 244V245H80ZM86 244V245H85ZM125 244V245H127ZM205 244H206V241H205ZM243 244V243H241ZM241 244L239 243V245L241 246ZM55 245V246H54ZM77 245V246H76ZM88 245V246H87ZM111 245V246H110ZM114 245V246H113ZM185 245V246H184ZM201 245H204V244H200ZM246 245V244H244ZM243 245V246H244ZM99 246V248H98ZM104 246V247H103ZM108 246V247H106ZM131 246V247H130ZM137 246V244H136ZM136 246H135V249H136ZM173 246V244H172ZM172 246L170 247V252H172ZM205 246V245H204ZM248 246V248H247ZM251 245H246V248L249 250V252H251L252 254L256 253V250L253 249V247L250 248ZM35 247V248H34ZM47 247V248H46ZM59 247V248H58ZM65 247V248H64ZM72 247V248H71ZM111 247V248H110ZM116 247V248H115ZM129 247V248H128ZM190 247V248H189ZM69 248V249H68ZM75 248L76 251H75ZM86 248V249H85ZM99 250H98V249ZM115 250H112L114 249ZM172 248V249H171ZM176 248V249H175ZM33 249V250H32ZM48 249V250H47ZM73 249V251H72ZM130 249V250H129ZM38 250V251H37ZM52 250V251H51ZM59 250V251H58ZM68 250V251H67ZM82 250V251H81ZM129 250V251H128ZM182 250V251H181ZM66 251V252H65ZM70 251V252H69ZM98 251V252H97ZM111 251V252H109ZM114 251H116L114 253ZM124 251V253L122 252ZM205 251V252H204ZM61 252V253H59ZM87 254L84 255L86 256L84 259H83V254L80 256L81 253ZM103 252V254H102ZM132 252V253H131ZM178 252V253H177ZM181 252V253H180ZM43 253V254H41ZM46 253V255H45ZM53 253V254H52ZM74 253V254H73ZM111 255H110V254ZM115 254V256L113 254ZM173 253V255H174ZM210 253V252H209ZM232 253V252H231ZM50 254V255H49ZM60 254V255H59ZM99 254V255H98ZM109 254V255H108ZM118 254V255H117ZM157 254V252H156ZM172 254V253H171ZM184 254V255H183ZM191 254V255H190ZM220 254V253H219ZM225 254V255H224ZM40 255V257H39ZM56 255V256H55ZM98 257H96V256ZM124 255V256H123ZM127 255V256H126ZM172 255V259H175V257ZM186 255V256H185ZM194 255V257H192ZM217 254H215L216 256ZM232 255V257L230 256ZM26 257V260H25V257ZM32 256V258H31ZM38 256V257H37ZM105 256V257H103ZM111 258H110V257ZM117 258V259H115ZM122 256V257H121ZM183 256V257H182ZM190 256V257H189ZM219 256V255H218ZM44 257V258H43ZM159 253L158 255H155V258L148 264H156L159 260ZM185 257L187 259H185ZM189 257V258H188ZM200 257V256H199ZM42 258V259H41ZM46 258V259H45ZM67 258V259H66ZM98 258V259H97ZM104 258H106V260L104 261ZM121 258L123 260H121ZM215 258V259H214ZM29 259V260H28ZM36 259V260H35ZM51 259V260H50ZM114 259V260H113ZM152 259V258H151ZM260 259L257 258V261ZM15 260V261H14ZM35 260V262H34ZM39 260V261H38ZM62 260V261H61ZM98 260V261H97ZM122 262H120V261ZM128 262H127V261ZM190 260V261H189ZM192 260H193V263H192ZM201 260V261H202ZM262 260V261H261ZM14 261V262H13ZM33 261V262H32ZM38 261V262H37ZM110 261V262H108ZM112 261V262H111ZM240 261V262H239ZM247 262L245 263H250V264H254L252 262H248V260H246ZM260 261L262 262V264H264V259H260ZM18 262V263H17ZM27 262V263H26ZM29 262V263H28ZM53 262V263H52ZM209 262V263H208ZM244 262V259L242 261V263ZM259 262V261H258ZM257 262V263H258ZM204 263V264H205ZM241 263V264H242ZM260 263V262H259ZM140 264V263H138ZM201 264V263H200ZM202 264H203V261H202ZM261 264V263H260Z\"/></svg>",
  "mask_w": 264,
  "mask_h": 264
}]
</instances>
